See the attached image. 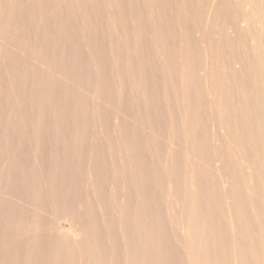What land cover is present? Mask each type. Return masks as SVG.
<instances>
[{"label":"rangeland","instance_id":"rangeland-1","mask_svg":"<svg viewBox=\"0 0 264 264\" xmlns=\"http://www.w3.org/2000/svg\"><path fill=\"white\" fill-rule=\"evenodd\" d=\"M22 0H20V2H19V0H18V3H19V7H20V11L22 12L23 11V13H24V11H28L29 9H28V3H27V1L28 0H24V1H22ZM26 1V2H25ZM30 1V0H29ZM34 1V2H33ZM102 1H104V0H99L98 2H96V0H94V2L92 1V3H93V5L91 4V6H97L96 8H97V10H95L96 8H94V9H92V11L94 10V11H97V13L98 14H95V13H93V12H90V8H89V12L88 13H92V15H90V21H92L91 23H93V24H91L93 27L96 25V27H94V28H96V29H93V27H91L92 28V31L91 30H89V33H87V35H88V38L91 40V39H93V36L95 37L94 39H93V42H91L90 40L88 41L87 39V35L85 34V36H84V38L87 40L85 43H83L84 42V38H82L83 37V35H81L82 34V32H80L81 31V28H79V26H77V28H76V25H74L75 24V21H74V23L71 25L69 22H72L70 19H72V20H76V18L73 16V14H71L70 13V11H67V7H62V10L61 11H59L60 13V15H59V18L58 17H56L55 18V20H53V19H51L52 20V22H54V23H49V28H47V29H49L48 31H46L45 29L43 30L41 27H39V30H38V27H37V29H36V27H34V25H36L35 23H33V24H31V22H33V20L30 22V23H28L27 22V19H25V13L24 14H22L20 17L24 20V21H26V23L24 24V21H23V23H21L22 25H23V27L22 26H20V33H22V32H24L23 34H21V35H23L24 37H25V32H27L28 31V29L31 31V29L33 28L34 30H35V33H36V31H38V32H40V33H42L40 30L42 29V31L43 32H45L44 33V35H43V33L40 35V33H39V35H40V37H37L38 35V32L36 33V35H35V33H34V30L32 29V31L33 32H30V31H28L27 32V34L26 35H29L30 33L32 34V35H29V36H26L25 38L26 39H28V41L30 42V44H32V42H33V47H35L36 48V50L38 51L37 53H39L40 52V54H42V55H45V54H47V50H49V48H47L46 47V42H45V37L49 34V31H52L51 32V34L53 35H51V34H49V39L51 38V36L52 37H54V35L56 34V35H58V40L56 41V38H57V36L55 35V38H53V40L55 39V43L57 44V42H58V44L57 45H54L55 47L53 48V49H55L56 48V46H58V45H60L59 43H61V45H60V47L58 46L57 48H56V50H60L61 49V47H62V49H61V52H62V54L63 55H65L64 57H65V59H66V57H67V60H65V59H59L61 62H62V60H63V62L61 63L60 61H58V64L59 63H61V64H59V67H61V68H63L64 70H65V72L68 74V76H67V74H66V76H62V79H54V82L56 81L57 83L55 84V83H53V80L50 78V77H44L43 79L40 77V75H41V73L43 74V75H41V76H44V74H46V73H43V71L41 72V68L42 67H40L39 65L38 66H36V64H37V58H35V59H33L34 57H32V63H34L35 61H36V64H30V66H29V68H27L26 66L27 65H29V63L27 64V60L28 61H30L31 62V58H29L28 59V56H29V54H27V57H25V55L26 54H23L24 52H22L21 54H23L24 56L23 57H25L23 60H24V62H23V60L21 61V59H22V56H20L21 54H20V51L16 48V47H14V49H12V48H10L11 46H9V50L8 49H6L7 47L5 46V45H1V47L3 48V47H6V48H4V49H2V50H5L4 52L5 53H7V52H9V54L12 56H10L9 54L6 56V54L4 53L3 54V51L2 50H0L1 51V53H0V55H1V57H0V61L4 58L5 60L0 64V66H3V68H1V70H3L2 72H1V70H0V74L2 73V74H4L5 72L4 71H7L8 69L7 68H9V72H6L4 75H6L7 77L8 76H10V77H6L7 79H10V81L9 82H11V81H13V80H15V79H18V78H20V77H24L23 79L22 78H20V79H18V80H15V82L13 81V84H12V86L13 85H15V86H11V85H8V84H10V83H5L4 84V82H5V80H7L6 78H4V77H2V78H4L3 80V82H1L2 81V79H0L1 81H0V86H1V84L2 85H4V86H2L1 88L3 89V90H5V91H3V90H1L0 89V264H56L55 262L57 261L58 262V260H59V257H69V256H72V257H70V259L69 258H67L68 260H66V259H64V260H60V262L58 263V264H188V262L191 260H189L188 261V259L189 258H191V256H190V254H189V252H188V249L190 250V248H187V247H190V246H186L185 248L183 247L184 245H187L188 243H185V237H184V235L182 234V233H184V231H185V229H187V226L184 228L183 226H180V225H184V224H187L186 222H187V218H186V221L184 220L185 218H183V217H185L186 216V214H184V212H186L187 210L186 209H188V207L191 205V204H189V203H187V201H189L191 198V196L189 195V191H190V185H191V187L196 183V185L197 184H199V186L197 185L196 187L194 186L193 188H194V190H195V188L196 189H198V190H200L201 191V193H203V192H205V197L207 196V194H208V197H206V200H207V202L206 203H208V204H205L204 203V200H205V197H204V195L202 194V195H200L201 193H200V191L198 192V190L196 191L197 192V195H196V198L194 197V198H192L191 199V202H193L192 200H194V199H200V200H198L199 201V203H197L196 204V200H194L195 201V203L193 202V204H195V206H196V210H197V215H196V222L197 223H199L197 220H199L200 218H201V220H199L200 221V225H198L197 224V226L200 228L201 226H202V224H204L205 222H207L206 224H207V227H206V225L204 226V229H205V227H206V231L208 232V229H210L211 227L213 228L214 227V225L216 226V230H220L219 228H221V230L220 231H222V232H224V231H226V229L225 228H223V227H221V226H224L225 225V222H224V218L223 217H225V213L227 214V212H226V208H224V206L222 207L221 205L220 206H218L219 204H221L220 202H223L222 201V199L221 198H223L222 197V194H223V192L222 191H220V190H222L221 189V186L220 187H217L218 185H219V181L218 182H216V184L214 183V182H210V181H212V178H211V180H210V177L208 178L206 175H204V176H202L203 174L201 173V172H199V171H201V169H206V168H208V166H209V168L211 169V165H208V163H206V165H205V162L207 161V159L209 158V157H211L212 159L214 158V154H217V153H219V154H221V153H223L224 152V150L227 148L226 147V141H224V140H222L223 138H221L222 136H214V135H217L216 133H214V135H213V133L211 132V130H209V132H206V133H203L202 134V132L201 131H203L204 130V132H205V130L206 131H208V129H211V127H209L210 126V124H211V122L209 123V121H211L210 120V118H211V112L206 108V100H205V95H203V94H201V93H203L202 92V86H201V84L199 83H197V82H195V83H192L191 84V86H190V84H189V87H190V89L192 88V89H195V90H190V92L191 93H189V99L191 100V98H192V96H193V98H192V100H194V95L195 94H197V96L199 97V98H197V96H196V98H195V100H196V106H195V100L194 101H190L189 99H187V97H186V100L187 101H190V103L188 102V104H190V105H192L193 104V102H194V105H192V106H189V105H187L186 103V105L183 103V100H182V98H181V100H182V102L180 101V95L178 96V94H177V96H178V98H179V100H178V98H176L177 96L175 95V93L174 92H176L175 90H176V88H172L171 89V92H170V88L169 89H167L168 91H169V93L168 92H164V91H166V90H164V88L168 85V86H172V82L174 81L175 82V77L173 78V74H174V71H176V68H178L177 70L179 71V69H180V67H181V65L183 64V60H184V55H185V52H184V50L186 51V47H188V49H189V52L191 53L190 55H191V58L193 59V61H190L189 63L188 62H185L186 64L188 63V65H189V67H190V70L191 69H193V67H194V69L193 70H195L196 72L197 71H199V67H197V66H199V64L200 63H202L201 65H200V67L201 66H205V65H207V66H213V67H215L216 65H217V67H219V66H223V64H225V66L227 65V62L229 63L230 61V64L232 63L233 64V67L234 66H236L237 64H238V62H235L234 63V57L232 56V55H234V54H231L230 55V53H232L231 51V49H233V53H236L237 51V48H238V46L236 47V48H234L232 45H235L236 43L234 42L233 43V41L232 42H230V41H228V43L226 42L227 40H230V38H231V34L227 37V35H228V33H231L230 31H232L231 29H235V27H234V22H233V19H232V21H231V18H230V16H229V13H228V11H227V9H226V2L225 1H227V0H221V1H223V2H221L220 0H218V3H217V7H216V9H217V11H216V16H218L219 15V13H220V15H222V13H223V15L224 16H218V17H216V20H217V22L219 23V26L221 27V29L222 28H228V26H229V28L226 30H221L220 29V27H218L217 29L218 30H216V28L215 29H213L215 32H214V34L217 32V31H219V30H221V31H219V34H221L219 37H221L222 35H223V37H221V38H218L219 39V43H218V47L217 48H220L221 47V53L224 55H227L226 57L225 56H223V55H221L220 56V54L218 53V52H220V51H218V49L216 50V51H218V52H215V54H213L214 52H211V54H212V56L213 55H215V56H213L214 58L215 57H217V58H215V59H219V61L218 60H215L214 58H212V56H211V60L212 61H210V62H212V63H209V60H210V57H208V58H206V60H205V56L202 54V51L200 52V50H198L197 51V49H195L196 48V46L197 45H195V44H198V46H197V48L198 47H200L199 45V43H198V38H199V32L198 33H194L193 34V32H197V30L199 31V25H200V22H196V20L198 19V18H196V12H195V15H194V12H193V16L196 18V19H192L193 21L192 22H189V26L187 25L188 24V22H186V24H184L183 22H181V19H179L178 18V16H181V13H180V11L178 12V10H179V8H178V6H177V0H171V2L169 3V4H167V1H165V0H162V1H159L158 0V2H157V0H155V2L156 3H153V1L152 0H150V2L152 1V4H151V6L152 5H154V4H156V5H154V6H152V7H154L155 9L157 8L156 6H161V8H157L156 10H160V12H158V11H156L154 8H152L151 6H149V0H137L138 1V3H137V1L135 0V1H133V0H123L122 2H121V0H117V2H119L118 3V5H117V8H115L114 9V7H116L115 6V3H113L114 5H112V4H110V3H112V1L110 2V0H105L103 3H102ZM116 1V0H115ZM124 1H125V3H124ZM127 1H129V2H127ZM131 1V2H130ZM146 1V3L144 4V2ZM173 1H175L174 3H173ZM27 5V8H25L26 7V5H24V3ZM102 4H101V3ZM107 2V3H106ZM114 2V1H113ZM136 2V3H135ZM163 3V2H165L166 4L162 7V5L163 4H160V3ZM20 3H23V5L22 4H20ZM29 3H31V7L33 6V5H35V0H31ZM32 3H33V5H32ZM94 3H96V4H94ZM97 3H100L101 4V7H102V5H103V7L105 6H107V5H109L110 4V7H111V9L108 7H106L105 9L106 10H108V15L106 16V13H107V11L105 12V11H103V9L102 8H100L99 6H98V4ZM109 3V4H108ZM126 3H128V4H126ZM131 3V4H130ZM117 4V3H116ZM122 4V6H120V8L122 7H124L123 9L121 8V10H120V8H118L119 7V5H121ZM132 4H134V5H132ZM138 4V5H137ZM172 4V5H171ZM176 4V6L174 7V5ZM222 4V5H221ZM128 5V6H127ZM137 5V6H136ZM167 5V6H166ZM170 5V6H169ZM22 6V7H21ZM90 6V7H91ZM114 6V7H113ZM140 6H141V8H140ZM166 6V7H165ZM23 7L25 8L24 10H23ZM31 7H29V8H31ZM126 7V8H125ZM134 7H135V9H134ZM139 7V8H138ZM151 7V8H150ZM98 8H100V9H98ZM131 8V9H130ZM165 8H167V11H166V9ZM169 8V9H168ZM170 8H172V9H170ZM102 9V10H101ZM117 9V10H116ZM121 11H119V10ZM128 9V10H127ZM161 9H162V11H161ZM165 9V10H164ZM215 9V10H216ZM223 9V10H222ZM64 10L65 11H67V13L66 12H64ZM112 10H116V12L115 11H113L112 12ZM171 10H172V13L174 12V11H176L175 12V16L173 15V14H171L172 16H170L171 17V19H170V17H168V13L167 12H169V14H170V12H171ZM218 10H220L219 11V13H218ZM117 11H119V12H117ZM126 11V12H125ZM127 11H128V13H127ZM164 11V12H163ZM62 12L64 13L63 15H65V16H63L62 15ZM104 12H105V14H104ZM110 12L113 14L114 12V14L116 15V14H118V15H116L117 17H114L113 18V16H111V15H109L110 14ZM124 12V13H123ZM163 12V13H162ZM222 12V13H221ZM103 13V14H102ZM161 13L162 14H165V13H167V14H165V15H161ZM102 14V15H101ZM113 14V15H114ZM119 14H120V16H119ZM189 15L190 16V18H194V17H191L192 15ZM228 14V15H227ZM24 15V16H23ZM67 15V16H66ZM94 15H95V19H93L94 18ZM96 15H99V16H96ZM114 15V16H115ZM135 15V16H134ZM23 16V17H22ZM62 16V18H61V23H60V17ZM106 17V20H105V17ZM108 16H109V18H108ZM121 16H122V18H121ZM126 16V17H125ZM129 16H131V17H129ZM138 16H139V18H138ZM198 16V15H197ZM19 17V18H20ZM65 19H64V18ZM71 17V18H70ZM73 17V18H72ZM93 17V18H92ZM97 17V18H96ZM104 17V18H103ZM119 17V18H118ZM125 17V18H124ZM144 17V18H143ZM160 17H162V18H160ZM172 17H173V19H174V17L176 18H178V19H175V20H173L172 19ZM227 17V18H226ZM16 18H18V17H16ZM111 18V20H108V19H110ZM113 18V19H112ZM118 18L119 19V26L117 25V24H113V22L114 23H117V22H115V20ZM127 18H128V20H127ZM130 18V19H129ZM148 18V19H147ZM153 18V19H152ZM189 17H188V20L190 19ZM218 18H219V20H218ZM222 18H224L225 19V21L222 19ZM59 19V20H58ZM62 19H64L65 21H66V19L69 21H64V20H62ZM115 19V20H114ZM118 19H117V21H118ZM140 19V20H139ZM226 19H227V21H226ZM230 19V20H229ZM17 21H19L18 22V24L20 23V22H22L20 19L18 20V19H16ZM58 20V22H56ZM96 20H98L97 21V23H96ZM112 20H114L113 22H112ZM132 20V21H131ZM135 20V21H134ZM137 20H139V21H137ZM143 20V21H142ZM172 22H171V21ZM187 20V21H188ZM194 20H195V23H196V25L193 23L194 22ZM221 20V23L223 24H221L220 25V21ZM228 20L230 21V22H228ZM62 21H64V25H63V27L61 28L62 30H58V29H60L59 27H61L62 26V24H63V22ZM107 21H109V22H107ZM124 21H129V22H124ZM152 21V22H151ZM160 21V22H159ZM173 21H174V24H173ZM175 21H176V24H175ZM190 21H191V19H190ZM223 21V22H222ZM103 22H104V24H103ZM112 22V23H111ZM143 22V23H142ZM145 22H147L146 24H144ZM152 23V24H150V23ZM180 22V23H179ZM225 22H228L229 23V25H228V23L226 24ZM232 22V23H231ZM57 23V24H56ZM107 23V24H106ZM111 25H114V27H113V29H112V27H110L109 26V24ZM131 23H133L132 24V26H131ZM141 23V24H140ZM160 23V24H159ZM161 23H162V25H161ZM177 23H179V24H182V26H185V29L187 28V26H188V28H187V30H183L184 29V27L182 28V26L180 25L179 26V24H178V26H176L177 25ZM198 23V24H197ZM226 25H228V26H224L225 24ZM231 23V24H230ZM31 24L32 25V28H30L31 27V25L29 26V25ZM51 24V25H50ZM61 24V25H60ZM68 24H70V25H68ZM98 24V25H97ZM127 24V25H126ZM136 24V25H135ZM143 24V25H142ZM160 25V26H158V30H156L155 28H157V26L155 27L154 25L152 26L153 27V29L150 27V25ZM192 24H194V26H192ZM28 25V28L26 27ZM59 25V26H58ZM68 25V26H67ZM107 25V26H106ZM142 25V26H141ZM146 25H148V26H146ZM175 25V26H174ZM215 26L217 25L218 26V24L216 23V24H214ZM234 27V28H232V26ZM37 26V25H36ZM51 26L53 27V29L51 28ZM58 26V27H57ZM71 26H73L74 28H75V32H72V29L73 28H71ZM109 27V28H111L113 31H115V32H113L111 29V31H112V33H111V31H109V29L108 28H106V27ZM116 26V27H115ZM121 26H123L122 28H121ZM135 26V27H134ZM145 26V27H144ZM191 26V27H190ZM196 26H198V27H196ZM215 26H213V27H215ZM216 26V27H217ZM22 27V28H21ZM24 27L27 29V30H23L24 29ZM57 27V28H56ZM68 28V30L70 31V32H66V30L67 29H65L64 31H63V29L64 28ZM97 27H99V28H97ZM102 27V28H101ZM104 27V28H103ZM119 29H118V28ZM127 27V28H126ZM129 27V28H128ZM134 27V28H133ZM150 27V28H149ZM163 27V28H162ZM166 27H168V28H166ZM178 27H181V28H178V29H181V30H183V31H181V30H178L177 28ZM18 28H19V26H18ZM50 28H51V30H50ZM54 28H56L57 30H55V32H54ZM70 28H71V30H70ZM115 28V29H114ZM118 29V31H117V29ZM160 28V29H159ZM162 28V29H161ZM190 28V29H189ZM192 28V29H191ZM198 28V29H197ZM77 29V30H76ZM108 29V30H107ZM126 29H127V31H126ZM135 29H136V31H135ZM142 31H141V30ZM147 31H146V30ZM148 29H149V31H151V29H152V32H155V31H153L154 29L156 30V32L155 33H150L149 31H148ZM171 31V32H169V30ZM195 29V30H194ZM197 29V30H196ZM230 29V30H229ZM23 30V31H22ZM67 30V31H68ZM74 30V29H73ZM94 30H97L96 32L94 31ZM105 30H107V31H105ZM132 30H133V32H132ZM138 30H139V32L141 33V36L139 37V41L141 42H139L138 41V35L136 34V32H138ZM159 30H163V31H161V32H159V33H157ZM164 30L165 31H167L165 34H163L164 33ZM191 30V31H190ZM19 31V29L17 30V32ZM60 31V32H59ZM81 33L80 34V36L81 37H79V41H80V38L82 39L81 41H80V45H79V43H77L78 42V39H77V35H79V33ZM125 33H124V32ZM145 33H144V32ZM185 31H189V32H192V33H190V36H192L191 37V39H193L192 41L194 42L195 40H196V43L194 42V44H193V42H191V39H190V37H187L186 36V33H184ZM224 31H228V33L226 34ZM11 33H13V34H11V36L12 35H15L16 33L14 32V31H10ZM10 32H9V34H10ZM30 32V33H29ZM47 32H48V34H47ZM62 32H64V34H68V39H69V37L71 36V35H73L72 36V38H70L69 40H67V37H66V35H64ZM76 32L78 33L77 35H75L76 34ZM93 32V33H92ZM108 34H107V33ZM117 32V33H116ZM122 32V34H119V33H121ZM148 32H149V34H148ZM181 32V33H180ZM189 32L187 33L188 34V36H189ZM20 33H17L18 35L20 34ZM55 33V34H54ZM64 35V37H62L63 35ZM75 33V34H74ZM112 34V35H110L109 36V34ZM128 33V34H127ZM134 33V34H133ZM16 34V35H17ZM35 36H34V35ZM69 34H71L70 36H69ZM94 34V35H93ZM101 34V35H100ZM124 34V35H123ZM143 34V35H142ZM148 36H147V35ZM150 34H152V35H150ZM154 34H162V36L161 37H163V39H160V43H161V45H165V48H166V50H168L167 52H168V54L170 53V54H174L175 53V48H173V47H176L177 45V47H179V48H177L176 49V53L174 54V55H170V58L173 60V58L174 59H176L179 55H180V57L178 58V60H171V59H169V57L166 59L167 60V62H168V64L170 63H172V62H174V63H172V64H174L176 67L175 68H173L174 67V65H173V67H171V65L169 66L167 63H164V62H166V60L164 61L163 60V57L165 56V54H166V52H160L161 51V49L159 48L160 47V43L158 42V41H156L155 42V39H154V37L155 38H157L156 40H158L159 38H158V36L157 35H155L154 36ZM166 34H171V36H173L174 37V40H175V43H177L178 42V44L176 45L175 43L173 44L174 46L172 47L171 45H172V43H170V41L169 40H171L170 39V36H169V40L167 39L168 37H167V35ZM184 34H185V36H184ZM217 34H218V32L216 33V36H217ZM225 34V35H224ZM21 35H19V37H23V36H21ZM51 35V36H50ZM122 35V36H121ZM130 35V36H129ZM133 37H132V36ZM135 35H137V36H135ZM166 37V39H164V36ZM196 35V36H195ZM7 36H8V38L10 37V35H8V33H7ZM30 36H33L32 38L34 39L35 37H36V39L40 42L41 41V39H42V36H43V40H42V42L43 43H45L44 44V46L42 45L43 43H39L38 44V41H36V40H32L31 41V37ZM59 36H61V40L62 41H64L63 43H62V41L60 42L59 41ZM91 38H90V37ZM112 36V37H111ZM126 36V37H125ZM149 36H152V39L154 40H151V38L149 37ZM157 36V37H156ZM187 37V40L188 41H190V43L188 44V41L187 40H184V39H186V38H184V37ZM226 36V37H225ZM16 37H18V36H16ZM28 37V38H27ZM76 37V50L78 51V54L77 55H75V56H71V55H66V53L67 54H69V49L71 50V52H72V55H74L75 53H76V51H75V49H73V47L75 48V46H74V41H75V39L74 38ZM118 37V38H117ZM122 37L123 38H125V40L128 42V44H129V46H128V44L126 43H123L125 40H123L122 39ZM127 37H129V38H127ZM173 37H172V40H173ZM195 37H197L196 39H195ZM218 37V36H217ZM97 38V39H96ZM110 38V39H109ZM114 40H113V39ZM134 38V39H133ZM137 40H136V39ZM144 40H143V39ZM149 38H150V40H149ZM176 38V39H175ZM190 40H189V39ZM228 38V39H227ZM40 39V40H39ZM74 39V40H73ZM112 39V40H111ZM117 39V40H116ZM123 41H122V40ZM226 40L225 42L226 43H223L224 42V40ZM232 39V38H231ZM71 40H73V42L71 41ZM133 42H131V41ZM148 40V43L146 42ZM161 40H162V42H161ZM163 40H165L166 42L167 41H169V46L167 45V43L164 41V43H163ZM173 40V41H174ZM178 40V41H177ZM198 40V41H197ZM223 40V41H222ZM65 41L68 43V41H69V45H70V42L72 43V45L71 46H69L67 43L66 44H64L65 43ZM94 41H95V44L97 45V46H95V44H93V47H95V50H94V52H92L93 51V49L94 48H92V44L91 45H89L90 43H94ZM122 43H121V42ZM138 41V42H137ZM145 43V44H143V42ZM152 43H151V42ZM172 41V42H173ZM177 41V42H176ZM184 41V42H183ZM187 41V42H186ZM220 41H222V43H223V46H222V43H220ZM35 42V43H34ZM89 42V43H88ZM106 42V43H105ZM109 42H110V44H112V45H109ZM112 42V43H111ZM117 42V43H116ZM154 42L157 44V43H159V47L157 46V45H155V47L157 46V48H154ZM229 42H230V44H232L231 46L229 45ZM54 43V44H55ZM82 43H83V46L85 47H82ZM131 43V44H130ZM180 43V44H179ZM40 44H41V46H40ZM84 44H87V45H89V47H90V49L88 48V47H86ZM114 44V45H113ZM124 44H125V47H126V45H127V47L129 48V51H128V48L127 49H124L125 47H123L124 46ZM135 44H138V45H135ZM181 44L183 45V46H181ZM225 44V45H224ZM228 44V45H227ZM132 45V46H131ZM151 45H153V46H151ZM164 45L163 46H161V47H163L162 49H163V51L165 50L164 49ZM176 45V46H175ZM193 45H195V46H193ZM226 45H227V48H226ZM237 45V44H236ZM42 46H43V48H42ZM64 46H65V50H63V48H64ZM82 48H81V47ZM132 48H131V47ZM145 46V48H143ZM153 47V49L151 48V47ZM169 47L170 49H173V50H170L169 48L167 49V47ZM184 47V48H181V47ZM186 46V47H185ZM47 49H46V48ZM66 47H70V48H68V49H66ZM71 47H72V49H71ZM97 47V48H96ZM138 47V48H137ZM139 47H141L140 48V51H138L139 50ZM147 47V48H146ZM172 47V48H171ZM231 47H233V48H231ZM15 48H16V50H15ZM59 48V49H58ZM85 50H84V49ZM159 48V50H157ZM193 49V50H191V49ZM230 48V49H229ZM13 51H12V50ZM87 49V50H86ZM89 49V50H88ZM133 49V50H132ZM135 49V50H134ZM138 49V50H137ZM143 49V50H142ZM150 49H151V51H150ZM156 49V50H155ZM179 49H180V51H182V52H184V53H182V52H178L177 53V51H179ZM183 49V50H182ZM195 49V50H194ZM199 49H201V48H199ZM222 49L224 50L225 49V52H230L229 54H226L224 51H222ZM226 49H228V50H226ZM6 50H8V51H6ZM16 52H18L19 53V56L21 57H18L17 55H18V53H17V55L15 54V56L14 55H12V54H14V53H16ZM82 50H83V52H82ZM92 50V51H91ZM119 50V51H118ZM123 50H127L128 51V53H127V51L125 52H123ZM134 51L135 53H130L131 51ZM152 50H154V53H153V51ZM169 50L171 51V52H169ZM191 50V51H190ZM235 50V51H234ZM65 51H66V53H65ZM85 51H87V52H85ZM121 51V52H120ZM144 51L147 53V52H149V53H145L144 54ZM157 51L159 52L157 55H156V53H157ZM192 51H193V53H192ZM195 51V52H194ZM197 51V52H196ZM13 52V53H12ZM57 52H59V53H61L60 51H57ZM81 52H82V54H81ZM91 52L93 53V54H91ZM107 52L109 53V54H107ZM120 52V53H119ZM140 52V53H139ZM150 52H151V54H150ZM173 52V53H172ZM224 52V53H223ZM12 53V54H11ZM87 53V54H86ZM94 53H96V55H99V56H97L99 59H100V61L101 62H103V64L102 63H98V64H102L101 66L103 67V68H101V66H100V68L98 67V66H95V65H98V64H96V62H98L99 61V59H98V61H97V58L96 57H94V56H92V55H95ZM130 53V54H129ZM139 53V54H138ZM164 55L163 57H162V54ZM201 53V54H200ZM209 53V52H208ZM217 53V54H216ZM80 54V55H79ZM128 54H129V56H128ZM150 54V55H149ZM153 54H154V56H153ZM167 54V55H168ZM88 55H91L90 56V58H87L88 57ZM132 55H134V56H132ZM138 55H139V57H138ZM140 55H141V57H140ZM166 55V56H167ZM216 55H218L219 56V58H218V56H216ZM230 55V56H229ZM5 56V57H4ZM68 56H71L72 57V59H69V58H71V57H68ZM115 56H117V57H115ZM120 56V57H119ZM127 56V57H126ZM158 56V58L156 59V57ZM165 56V57H166ZM193 56H195V57H193ZM208 56H210L209 54H208ZM229 56V57H228ZM232 56V57H231ZM6 57H7V59H8V61H10V63H8V61L6 60ZM13 57L15 58V57H18V60H16V59H13ZM30 57V56H29ZM95 59H94V58ZM115 57V58H114ZM129 57V58H128ZM132 57H134V58H132ZM165 57H164V59H165ZM220 57H223V60L221 61V59H220ZM227 57H228V61L226 62V63H224L225 61V58H226V60H227ZM93 58V59H92ZM117 58V59H116ZM123 58H125V59H123ZM138 58V59H137ZM153 58V59H152ZM155 58V59H154ZM163 60H161V59ZM183 58V60H181ZM196 58V59H195ZM231 58H232V60H231ZM20 59V60H19ZM90 59V60H89ZM144 59V60H143ZM145 59H147V60H145ZM169 59V60H168ZM191 59V60H192ZM209 59V60H208ZM26 60V61H25ZM68 60H70V61H68ZM95 62H94V61ZM125 60H127V61H125ZM135 60V61H134ZM136 60H138V62L136 61ZM157 62H156V61ZM162 61V63L160 64V62ZM171 60V61H170ZM195 60H197V62L199 63H197V62H195ZM213 60H215V62H213ZM13 61V62H12ZM15 61H20V63L22 62L24 65H25V62H26V66L24 67L25 69H29V71H32L33 69L36 71H32V77H34V78H32V77H30L31 75V73L29 74V71L28 72H26V70H24L23 71V67L21 68L20 67V65H22V63L20 64H17V62H15ZM143 63H141V62ZM144 61H146V64L145 65H147V66H145L144 65ZM148 61V62H147ZM160 61V62H159ZM179 61V62H178ZM207 61H208V63H207ZM15 62V63H14ZM71 62H72V64H71ZM105 62V63H104ZM122 62V63H121ZM134 62V63H133ZM137 63V65H136V63ZM153 64H152V63ZM176 62H177V64L178 63H181L179 66L178 65H176ZM193 62H195V63H193ZM217 62V63H216ZM218 62H219V64H220V62H222L220 65H218ZM8 65V66H6L5 67V65ZM14 64V65H16V66H13L12 64ZM91 63H92V65H91ZM141 63V64H140ZM149 63V64H148ZM197 63V64H196ZM213 63H215V64H213ZM69 64H71L70 66H69ZM134 64V65H133ZM155 64V65H154ZM167 65V66H165V65ZM191 64V65H190ZM196 64V65H195ZM232 64H231V66H232ZM10 65L12 66V68L13 67H15V68H17V67H20V69H22V70H19V68H17V69H14L13 68V70H14V72L13 71H11L12 69H11V67H10ZM31 65L32 66H34L35 65V68H31L30 69V67H31ZM66 65V66H65ZM69 67H68V66ZM131 65V66H130ZM134 67H133V66ZM152 65H154V68H152L153 66ZM165 66V68H167V69H169L170 68V70H166L165 68H164V66ZM195 65V66H194ZM72 66V67H71ZM129 66V67H128ZM151 68H150V67ZM158 66H159V68H158ZM162 66H163V68H162ZM186 66V65H185ZM228 66L231 68V66L228 64ZM228 66H226V72H227V78L225 79L226 81L225 82H228L227 81V79L229 80L230 78H232L231 80H229L230 82H232V84L229 82L228 84L227 83H225L224 84V86H226V84L227 85H229V87L230 86H232V87H234V90H235V83H234V77H230V75L231 76H233V73L231 74V70H229L230 68L228 67ZM38 67V68H37ZM64 67H67V68H64ZM72 68V69H70V71L71 72H69L68 70H69V68ZM94 69V67L96 68L95 70H92V71H90V69H92V68ZM117 67V68H116ZM131 67H133V68H135V70L133 71V68H131ZM148 67V68H147ZM169 67V68H168ZM195 67H197V68H195ZM236 67H238V71H239V73H243V71L245 72V70H243V68L241 67V69H239V66L237 65ZM5 68H6V70H5ZM39 68L41 69L40 71H39ZM100 70H99V69ZM106 68V69H105ZM111 68V69H110ZM229 68V69H228ZM37 69V70H36ZM68 69V70H67ZM78 69V70H77ZM102 69V70H101ZM105 69V70H104ZM109 69H110V71H109ZM149 69V70H148ZM152 69H153V72H152ZM171 69H175L174 71H173V73H172V71H171ZM232 70H233V68H231ZM17 70V71H16ZM18 70L21 72V74H20V72H18ZM76 70H77V72L79 73V74H81V76H79V74L78 75H76L77 73H76ZM84 70V71H83ZM113 70V71H112ZM119 70H121V71H119ZM126 70V71H125ZM137 70V72L136 73H134L135 71ZM162 70V71H161ZM193 70H191V71H193ZM229 70V71H228ZM235 70V69H234ZM233 70V71H234ZM241 70V71H240ZM25 73V74H22L23 72ZM83 71V72H82ZM93 71H95V73H91V72H93ZM96 71H98V75H95V80L96 79H101V80H99L98 79V82L96 81V83L99 85V83H100V85L104 88V90L102 89V87H100V85H99V87H100V89H99V87L97 86V84L96 83H93V85L95 84V86H93L92 88H94V87H98L97 88V91H99V90H101V91H99V93H100V96H99V101L101 102V104H100V102L98 101V104L96 103L97 102V98L96 97H98L97 95H99V93L98 92H96L95 93V90L93 89V93H90V95H89V92H91V91H86V89L87 88H89L88 86H87V84L86 83H84V85H83V82L84 81H86V82H88V77L90 76V74H97V72ZM128 71V72H127ZM130 71H132V72H130ZM157 71V72H156ZM166 73H165V72ZM169 71H171V72H169ZM177 71V72H178ZM38 72V73H37ZM39 72H41V73H39ZM81 72V73H80ZM85 72V73H84ZM90 72V74H87V73H89ZM101 72V73H100ZM125 72V73H124ZM139 72H140V74H139ZM152 72V73H151ZM177 72H175V74L177 73ZM14 75H13V74ZM16 73H19L20 75H22V76H19V74H17V76H18V78H16V76H15V74ZM28 73V74H27ZM37 75L36 77H35V74ZM74 73V74H73ZM103 73V74H102ZM109 73V74H108ZM118 73H120L121 74V76H122V78H121V76H120V74H118ZM127 73H128V75L130 76V74L131 75H133V76H135V78H133V76H130V77H128V75H127ZM130 73V74H129ZM157 73V74H156ZM171 73V74H170ZM228 73H230V75L228 74ZM1 74V75H2ZM34 74V75H33ZM134 74H136V75H134ZM137 74H139V76L137 75ZM144 74H146V75H144ZM159 74V75H158ZM165 74V75H164ZM169 74V75H168ZM245 74V73H244ZM4 75H2V76H4ZM23 75H29L28 77H30V79H32L33 80V82H32V80H30L29 78V80H27V84L29 85V86H26V87H24V85L23 86H21V88L18 86V85H20L19 84V82H21V81H23V80H25L26 81V79H27V77L26 76H23ZM47 75V74H46ZM74 75V76H73ZM89 75V76H88ZM107 75H108V77H107ZM118 75L120 76V77H118ZM156 75H158V76H155ZM171 75V76H170ZM14 76V77H13ZM70 76V77H69ZM77 76V77H76ZM85 76H86V78H87V80L85 79ZM96 76H98L97 78H96ZM124 76H125V78H124ZM143 78L144 76L146 77H144L143 79L141 78V77ZM163 76H165V77H163ZM170 76V77H172L171 78V80L168 78V77ZM37 77H40V78H37ZM64 77V78H63ZM79 77H80V80H79ZM84 77V78H83ZM101 77V78H100ZM117 77V78H116ZM140 77V78H139ZM160 77V78H159ZM226 77V76H225ZM0 78H1V76H0ZM14 78V79H13ZM26 78V79H25ZM47 78H50L51 80H52V82L50 81H48L49 79H47ZM67 80H66V79ZM78 79V81L80 82H82V83H78V81H76V80H74V79ZM82 78V79H81ZM106 78V79H105ZM108 78V79H107ZM118 78L120 79H122V82H120L119 80H118ZM131 78H133V79H130ZM137 78H139V79H137ZM162 78H163V80H162ZM164 78H165V80H164ZM22 79V80H21ZM41 80V81H39V80ZM71 79H73V80H71ZM83 79H85L84 81H82ZM109 79H110V81H109ZM124 79V80H123ZM129 79V80H128ZM139 80L138 82L136 81V80ZM143 81H142V80ZM160 79V80H159ZM172 79H173V81H172ZM35 80H38L39 81V83L36 81V82H34ZM46 80L47 82H45L44 83V81ZM29 81V82H28ZM67 81V82H66ZM100 81V82H99ZM107 81V82H106ZM130 83H129V82ZM134 81L138 84V85H136L135 83H134ZM146 82V81H148V82H146L147 83V85H146V83H145V85L147 86V87H144V83L143 82ZM150 81V82H149ZM167 81V82H166ZM18 82V83H17ZM30 82H32V83H30ZM69 82V83H68ZM95 82V81H94ZM191 82H193V80L191 81ZM16 83V84H15ZM65 83H66V85H65ZM72 85H71V84ZM74 83V84H73ZM76 83H78V84H76ZM117 83H119V84H121V85H119V87L121 86H123L122 88L120 87V89L118 88V84ZM141 83H142V85H143V87L146 89H144L143 87H141L142 85H141ZM153 83H155V84H153ZM246 83H248V82H246ZM7 84V85H6ZM18 84V85H17ZM30 84H32V85H30ZM36 84V85H35ZM64 84V85H63ZM70 84V85H69ZM85 84H86V86H85ZM102 84H104V85H102ZM117 84V85H116ZM163 84H166L164 87H162V85ZM170 84V85H169ZM194 84H195V86H194ZM197 84H198V87H197ZM19 87L18 89H17V86ZM80 85V86H79ZM139 85H141V86H139ZM151 85V86H150ZM154 85V86H153ZM195 87V88H193V86ZM247 86H249V84H246ZM245 85V86H246ZM11 86V87H10ZM30 86H32V88L30 87ZM55 86V87H54ZM76 86V87H75ZM79 86V87H78ZM84 86H85V88H84ZM111 86V87H110ZM133 86H135L136 87V89H134V88H132ZM137 86L139 87V89H137ZM159 86V87H158ZM167 86V87H168ZM170 86V87H171ZM173 86H174V83H173ZM172 86V87H173ZM175 86H176V84H175ZM174 86V87H175ZM246 86V87H247ZM4 87V88H3ZM7 87H9V88H7ZM15 87V88H14ZM28 87V88H27ZM54 87V88H53ZM73 89H72V88ZM78 87V88H77ZM87 87V88H86ZM129 87V88H128ZM166 87V88H167ZM200 87V89L198 90L197 88H199ZM231 87V88H232ZM245 87V88H246ZM119 89V91H122V92H119L118 93V89ZM131 88V89H130ZM140 88H142V90L143 91H141V89ZM148 88L150 89L149 91H148ZM153 88V89H152ZM225 88V87H224ZM251 88V86H249V88L247 87L246 89H248V91H249V89ZM9 89V90H8ZM67 89H70V91L69 90H67ZM106 89V90H105ZM112 89V90H111ZM126 89V90H125ZM162 89L164 90V91H162ZM174 89V91H172ZM196 89H197V92L194 94V93H192V91L194 92V91H196ZM226 89H228V86L226 87ZM76 90V91H75ZM89 90V89H88ZM104 92H103V91ZM115 90V91H114ZM117 90V91H116ZM132 90V91H131ZM135 90H140L139 92L138 91H136V93H135ZM145 90V91H144ZM152 90V91H151ZM9 91V92H8ZM15 91V92H14ZM68 91V92H67ZM105 91H106V93H105ZM107 91H109V92H107ZM131 91V92H130ZM151 91V92H150ZM233 91V90H232ZM247 91V90H246ZM1 92H3L2 93V95H1ZM8 92V93H7ZM102 92V93H101ZM112 94H111V93ZM127 94H126V93ZM143 92H145L146 93V95H145V93H143ZM153 92V93H152ZM154 92H156V93H154ZM158 92L160 93V94H158ZM162 92H163V94H162ZM173 92V93H172ZM14 93V94H13ZM72 93V94H71ZM77 93V94H76ZM79 93V94H78ZM96 94V100H94L93 101V103H91L92 102V100H93V94ZM109 93V94H108ZM122 93V94H121ZM139 93V94H138ZM142 93V94H141ZM150 93V94H149ZM6 94V95H5ZM24 94H26V95H24ZM29 96H28V95ZM125 94V95H124ZM153 94V95H152ZM166 94V95H165ZM167 94H169V96L170 97H168V95ZM170 94H174V96H176L175 98H172L171 96L172 95H170ZM190 94H192L191 95V97H190ZM194 94V95H193ZM199 94H201L200 96H199ZM230 95V97H228V100H227V104L229 103V105L230 104H232L233 105V103H235L234 101H232V99H233V97L234 96H236V95H233V94H236V92L235 91H233V94H232V92L230 91V93H229ZM249 94V93H248ZM31 95H32V97H31ZM81 95V96H80ZM115 95V96H114ZM131 95V96H130ZM140 95V96H139ZM233 95V96H232ZM16 96V98H14ZM24 96H27V97H25V98H23ZM75 96V97H74ZM120 96H122V97H120ZM125 96V97H124ZM127 96V97H126ZM148 96V97H147ZM154 96V97H153ZM157 96V97H156ZM159 96V97H158ZM204 96V97H203ZM232 96V97H231ZM253 96V95H252ZM31 97V98H30ZM138 97H142V98H138ZM145 97H147V98H145ZM150 97V98H149ZM152 97V98H151ZM165 97V98H164ZM249 97L251 98V96L249 95ZM3 98V99H2ZM49 98V99H48ZM50 98L51 99H53L52 101H50ZM65 98V99H64ZM87 98V99H86ZM109 98V99H108ZM116 98H117V100H116ZM124 98V99H123ZM127 98V99H126ZM151 99V101H153V102H151V101H149V99ZM168 98H169V100H168ZM171 98L172 99H174L175 101H173L172 100V102L174 103V105H173V103H171ZM18 99V100H17ZM48 99V100H47ZM75 99V100H74ZM78 99V100H77ZM79 99H80V101H79ZM85 99V100H84ZM92 99V100H91ZM123 99V100H122ZM134 99V100H133ZM144 99V100H143ZM154 99V100H153ZM185 99V98H184ZM199 99V100H198ZM47 100V101H46ZM55 100V101H54ZM84 100V101H83ZM109 100V101H108ZM111 100V101H110ZM121 100V101H120ZM186 100H184V102L186 101ZM200 100H202V102L200 103ZM205 100V101H204ZM9 101V102H8ZM45 101V102H44ZM50 101V102H49ZM67 101V102H66ZM71 101V102H70ZM87 101V102H86ZM96 101V102H95ZM108 101V102H107ZM116 101H117V103H116ZM123 101V102H122ZM132 101V102H131ZM143 101V102H142ZM154 101H155V104H154ZM158 101V102H157ZM176 101H180V104L182 105V104H184V106L182 107V110L186 107V106H189L190 107V109H191V107H198L199 105V107H198V111H197V108L195 109V108H192L191 109V111L195 114V116L197 117V112H198V115H199V117H195L194 116V114L190 111V109L188 108V107H186L187 108V111H189L190 112V114L194 117L193 118V120L194 119H196L195 120V122L197 121V125H196V123L194 124L193 123V120H192V122L191 123H193L192 124V126L193 127H195V125L197 126V128L196 129H202V128H200L202 125H203V122H204V119H203V117L204 118H208L207 120H208V123H206L207 122V120L205 121V123L204 124H206L207 126H205V127H207V129L205 128H203V130H197V133H199L200 132V135L202 134V135H204V136H198V137H201V139H199L198 137H197V139L198 140H200L201 141V143H204V145L202 146L203 147V149L206 151L207 149L209 150L210 148V152H205L204 153V155H206L205 157H204V155H203V159L204 160H202V163H203V161H204V163L202 164V166H204L205 165V168H203L202 166H201V168L199 169V168H197V170H196V172H195V178H197V179H195V183L194 184H189L188 182H186L187 181V179H186V177H185V179H186V181H185V179H184V177L183 178H181L180 176H182L184 173V176H186V166H184L185 165V162H184V158H185V154H183V149H182V145L180 144V142H181V140H179L180 142H177L179 145H177V143H175L176 141L174 140L173 141V139H174V136H176L178 139H179V137L177 136V135H175V134H177L178 133V129H179V127H180V125H177V124H181V126H182V116H181V114H182V112H181V114H180V109H181V107H180V104H179V102L177 103ZM186 101V102H187ZM4 102V103H3ZM20 102V103H19ZM23 102V103H22ZM54 103L55 105H51V103ZM65 102V103H64ZM82 104H81V103ZM103 102V103H102ZM111 102V103H110ZM115 102V103H114ZM142 102V103H141ZM149 102H150V104H149ZM168 102H170L171 104H169ZM179 105V106H177V104ZM200 104H199V103ZM8 103H9V105H8ZM18 103V104H17ZM46 103V104H45ZM48 103V104H47ZM49 103H50V105H49ZM75 103V104H74ZM85 103V104H84ZM132 103V104H131ZM148 103V104H147ZM43 104V105H42ZM141 104V105H140ZM170 105V107H169V105ZM5 107H4V106ZM12 105V107H10L9 108V106H11ZM109 105V106H108ZM154 105V106H153ZM159 105H161V106H159ZM202 105L203 106H205L204 108L202 107ZM44 106V107H43ZM51 106H55L54 108L52 107V108H50ZM89 106V107H88ZM104 106V107H103ZM165 106V107H164ZM173 106V107H172ZM177 106V107H176ZM15 107V108H14ZM25 107V108H24ZM88 107V108H87ZM115 107V108H114ZM124 107V108H123ZM152 107V108H151ZM154 107L156 108L157 107V109H154ZM161 108V110H162V112L160 111H158V109L160 110V108ZM167 107H169V108H167ZM179 107V108H178ZM7 108V109H6ZM11 108H13L12 110H11ZM72 108V109H71ZM130 108V109H129ZM167 108V109H166ZM170 108H172L171 110H170ZM173 108H177V109H174L173 110ZM201 108H203L202 110H204L205 108V110H204V113H203V111H202V113H201ZM19 109V110H18ZM49 109V110H48ZM79 109V110H78ZM81 109V110H80ZM90 109V110H89ZM95 109V110H94ZM127 109V110H126ZM139 109V110H138ZM151 109H153V110H151ZM170 110V111H167V110ZM194 109V110H193ZM9 110V112L7 113V111ZM73 110V111H72ZM154 110H155V112H156V114L154 113ZM175 111V113H173V112H171V111ZM178 110V113H179V116H181L180 118H179V116H177L178 115V113H176V111ZM181 110V111H182ZM186 110V109H185ZM206 110H208V112H209V114H208V112L206 113ZM14 111V112H13ZM16 111H19V112H17L16 113ZM150 111H151V113H150ZM167 113H166V112ZM184 111V110H183ZM197 111V112H196ZM163 112H165V113H163ZM11 113V114H10ZM12 113H13V115H12ZM41 113V114H40ZM76 113H78V114H76ZM89 113V114H88ZM127 113V114H126ZM162 115V113H163V115L161 116L160 114ZM172 116H170L169 114ZM172 113H173V115H172ZM206 113V114H205ZM18 114V115H17ZM21 114V115H20ZM138 114V115H137ZM159 114V115H158ZM164 114H168V116H166V117H163V116H165ZM189 114V118L191 117V115ZM200 114H205L204 116L203 115H201L200 116ZM17 115V116H16ZM44 115V116H43ZM117 115V116H116ZM137 115V116H136ZM153 115V116H152ZM157 115V116H156ZM210 115V117H208ZM14 116V117H13ZM116 116V117H115ZM156 116V117H155ZM161 116V117H160ZM174 116H176L177 118H179V119H177L176 117H174ZM205 116H207V117H205ZM20 117V118H19ZM80 117V118H79ZM114 117H115V119H114ZM117 117H118V119H119V121H120V124H118L117 122H118V120H117ZM142 117V118H141ZM147 117V118H146ZM149 117H150V119H152V120H150L149 119ZM152 117H155L156 119H158V120H156V119H154V118H152ZM174 117V118H173ZM213 117V116H212ZM91 118V119H90ZM131 118V119H130ZM135 118V119H134ZM160 118V119H159ZM169 119V120H171V122L169 121V120H167V119ZM173 120H172V119ZM192 118V117H191ZM191 118H190V120H191ZM201 118H202V122H200L199 121V123H202V125L200 124V126L198 125V120L200 119L201 120ZM49 119V120H48ZM58 119V120H57ZM82 119H83V121H82ZM86 119V120H85ZM141 119V120H140ZM162 119H164L163 120V122H165V123H163L162 124ZM198 119V120H197ZM4 120V121H3ZM80 120V121H79ZM116 120V122H114ZM136 122H135V121ZM143 120V121H142ZM154 120V121H153ZM166 120L168 121V122H166ZM175 120H176V125L175 126H178V128H176V130H175V132H177V133H175V132H173L174 130L172 129V127L174 128V125L172 124V122L173 123H175ZM179 120H181V122H179ZM19 121V122H18ZM48 121H50V122H48ZM140 121V122H139ZM148 121V122H147ZM158 122V123H156V122ZM9 122L11 123V124H9ZM73 122V123H72ZM147 123V124H145V123ZM150 122V123H149ZM152 122V123H151ZM156 124H155V123ZM170 122V123H169ZM178 122V123H177ZM171 124V129H169L170 128V126L168 127V125L169 124ZM27 124V125H26ZM82 124V125H81ZM115 124H118V126L117 127H119L118 129H114V128H116V126H115ZM132 124V125H131ZM154 124H155V126L156 127H154ZM40 125V126H39ZM95 125V126H94ZM104 125V126H103ZM124 125V126H123ZM128 125V126H127ZM147 125V126H146ZM158 125H160L159 126V128H158ZM164 125V126H163ZM209 125V126H208ZM10 126V127H9ZM25 126V127H24ZM104 128H103V127ZM167 128H166V127ZM199 126V127H198ZM24 129H23V128ZM52 127V128H51ZM98 127H99V129H98ZM106 127V128H105ZM152 127H153V129H152ZM209 127V128H208ZM58 128V130H56ZM103 128V129H102ZM125 128H126V130L127 131H125ZM138 128V129H137ZM147 128V129H146ZM150 128V129H149ZM163 128H165L166 130H171V131H169L170 133L171 132H173V134H172V136H173V138L171 139V135L170 134H168L167 133V135H170V137H168L165 133L167 132V131H165V129H163ZM104 129H107V130H104ZM131 129V130H130ZM137 129V130H136ZM156 131H155V130ZM163 129V130H162ZM196 129H195V131H196ZM43 130V131H42ZM118 130H120V131H118ZM123 130V131H122ZM140 130V131H139ZM143 130H144V132H143ZM148 130V131H147ZM157 130H159V131H157ZM3 131V132H2ZM11 131V132H10ZM45 131V132H44ZM103 131V132H102ZM134 131V132H133ZM163 131V132H162ZM199 131V132H198ZM69 132V133H68ZM71 132V133H70ZM81 132V133H80ZM151 132H152V136H150L151 135ZM157 132V133H156ZM110 133V134H109ZM154 133H155V135H154ZM159 133V134H158ZM160 133L162 134L161 135V137H160ZM208 133V134H207ZM209 133H210V139H212L213 137H218V140H219V137H220V139L222 140H219V141H215V142H212L210 139H208V140H206L208 137H209ZM211 133H212V135H211ZM13 134V135H12ZM141 134V136H139ZM145 134H147V136L145 135ZM165 136H164V135ZM207 134V135H206ZM22 135H23V137H22ZM25 135V136H24ZM155 136V138H154V136ZM157 135H159V136H157ZM179 135V134H178ZM8 136V137H7ZM54 136V137H53ZM71 136V137H70ZM127 136V137H126ZM144 136V138H142ZM150 136V137H149ZM206 136H208L207 138H206ZM212 136V137H211ZM107 137V138H106ZM116 137V138H115ZM148 137V138H147ZM153 137V138H152ZM160 138V139H157V138ZM165 137H167L168 138V140L169 139H171V141L169 140V142L170 143H174V144H170L169 142H168V140L166 141V138ZM204 137H205V140H203L204 139ZM121 138V139H120ZM123 138V139H122ZM137 138V139H136ZM145 138H146V141H145ZM152 138V139H151ZM165 139V141L166 142H168L167 144H166V142H164V139ZM177 138H175L176 140H177ZM215 138H213L212 140L214 141V140H216ZM61 139V140H60ZM88 139V140H87ZM107 139V140H106ZM110 139V140H109ZM116 139V140H115ZM118 139V140H117ZM154 139H157V140H154ZM163 140V142H162V140ZM128 140L130 141L129 142V144H130V147H129V144L127 143L128 142ZM133 140V141H132ZM135 140V141H134ZM153 140L155 141V142H157V143H155V142H153ZM23 141H24V144H23ZM136 141H138V142H136ZM142 141V143H140ZM159 141V142H158ZM178 141V140H177ZM199 141V142H200ZM205 141H206V144H205ZM207 141H210V142H212V144H210V145H212V146H214L215 144H216V146H217V144H218V147H217V151L215 150L214 151V153H211V151H213V147L211 146L210 148L208 147H206V146H208L209 144L208 143H210V142H207ZM221 141V144H219V142ZM61 142V143H60ZM133 142V143H132ZM145 142V143H144ZM198 142V141H197ZM199 142H198V144H199ZM112 143H113V145H112ZM118 143V144H117ZM120 143H121V145H120ZM127 143V144H126ZM136 143V144H135ZM147 143V144H146ZM154 143V144H153ZM214 143V144H213ZM10 144V145H9ZM117 144V145H116ZM135 144V145H134ZM142 144H146L145 145V147H143L144 145H142ZM149 144H152V145H149ZM160 144V145H159ZM162 144V145H161ZM166 144V145H165ZM169 144H170V146H169ZM175 144L177 145V146H175ZM224 144H226V145H224ZM104 145V146H103ZM128 145V146H127ZM132 145V146H131ZM154 145V146H153ZM157 145V146H156ZM181 145V146H180ZM209 145V146H210ZM115 146V147H114ZM136 146V147H135ZM142 146V147H141ZM156 146V147H155ZM160 146V147H159ZM167 146V147H166ZM173 146H174V148L176 149V148H178V146H179V148H178V150H174L173 149V151L175 152H173L171 149L173 148ZM60 147V148H59ZM108 147V148H107ZM133 147V148H132ZM140 148V149H138V148ZM147 147H148V149H147ZM164 147V148H163ZM170 147V148H169ZM181 147V148H180ZM205 147V148H204ZM222 147H223V149H222ZM225 147V148H224ZM5 148V149H4ZM111 148V149H110ZM135 148V149H134ZM157 148H159V149H157ZM163 149V151H162V149ZM154 149H155V151L157 152H155L154 151ZM168 149H170L169 151H167ZM180 149V150H179ZM32 150V151H31ZM63 150V151H62ZM94 150V151H93ZM116 150V151H115ZM120 150V151H119ZM136 150V151H135ZM149 150V151H148ZM166 150V151H165ZM218 150H220V151H218ZM221 150L223 151V152H221ZM107 151V152H106ZM171 151V152H170ZM178 151H180V152H178ZM181 151H183L182 153H181ZM10 152V153H9ZM121 152V153H120ZM135 152V153H134ZM159 152H161V153H159ZM164 152H167V153H164ZM172 154H170V153ZM173 152V153H172ZM178 152V155H176V153ZM216 152V153H215ZM132 153V154H131ZM152 153V154H151ZM163 153V154H162ZM180 153V154H179ZM207 153H210V154H208L207 155ZM58 155V156H56L55 157V155ZM107 154V155H106ZM128 154V155H127ZM154 154V155H153ZM168 154V155H167ZM182 154V155H181ZM132 155V156H131ZM135 155V156H134ZM137 155V156H136ZM156 155V156H155ZM160 155V156H159ZM161 155H162V157H161ZM165 155V156H164ZM175 155V156H174ZM181 155V156H180ZM11 158H10V157ZM129 156V157H128ZM131 156V157H130ZM169 156V157H168ZM177 156H179V157H177ZM38 157V158H37ZM54 157V158H53ZM88 157V158H87ZM90 157V158H89ZM98 157V158H97ZM111 157V158H110ZM157 157V158H156ZM160 157V158H159ZM171 157V158H170ZM177 157V158H176ZM55 158L57 159V161L55 160ZM58 158H60L59 160H60V162L58 161ZM69 158V159H68ZM110 158V159H109ZM124 158H126V159H124ZM133 158V159H132ZM152 158V159H151ZM169 158V159H168ZM175 158V159H174ZM179 158V159H178ZM183 158V159H182ZM7 159V160H6ZM141 159H142V161H141ZM150 159V160H149ZM156 159V160H155ZM167 159V160H166ZM181 159V160H180ZM212 159H208V160H212ZM6 160V161H5ZM151 160H153V161H151ZM169 160V161H168ZM27 161V162H26ZM31 161V162H30ZM39 161V162H38ZM56 161V162H55ZM128 161V162H127ZM164 161V162H163ZM179 161V162H178ZM3 162V163H2ZM15 162V163H14ZM43 162V163H42ZM60 164H59V163ZM136 162V163H135ZM148 162V163H147ZM169 162H171L170 164H168ZM183 164H182V163ZM209 162V161H208ZM49 163V164H48ZM58 163V164H57ZM66 163H67V165H66ZM73 163V164H72ZM93 163H94V165H93ZM138 163H139V165H138ZM152 163V164H151ZM154 163V164H153ZM172 163H175V164H172ZM210 163H211V161H210ZM7 164V165H6ZM48 164V165H47ZM52 166H51V165ZM92 164V165H91ZM96 164V165H95ZM131 164V165H130ZM158 164V165H157ZM159 164H160V166L162 167H160L159 166ZM177 164H178V167H177ZM40 165V166H39ZM44 165V166H43ZM142 165H144V167L142 166ZM149 165V166H148ZM153 165V166H152ZM154 165H156V166H154ZM208 165V166H207ZM39 166V167H38ZM43 166V167H42ZM51 166V167H50ZM58 166V167H57ZM94 166V167H93ZM128 166V167H127ZM134 166V167H133ZM160 168H159V167ZM75 167V168H74ZM92 167V168H91ZM165 167H167V168H165ZM54 170H53V169ZM56 168H57V170H56ZM115 168V169H114ZM141 168V169H140ZM142 168L145 170H142ZM155 168V169H154ZM213 168V167H212ZM137 170V171H134V170ZM149 171H148V170ZM160 169H162V170H160ZM24 170V171H23ZM103 170H105V171H103ZM124 170V171H123ZM146 170H147V173H145L146 172ZM160 170V171H159ZM168 170V171H167ZM169 170L171 171L170 173H169ZM185 170V171H184ZM212 170V169H211ZM132 171V172H131ZM156 171V172H155ZM183 171H184V173H183ZM4 172V173H3ZM10 172V173H9ZM94 172H95V174H94ZM118 172V173H117ZM128 172V173H127ZM134 172V173H133ZM149 172V173H148ZM167 172V173H166ZM173 172V173H172ZM180 172V173H179ZM142 173H143V175H142ZM151 173H153V174H151ZM159 173V174H158ZM183 173V174H182ZM12 174V175H11ZM70 174V175H69ZM157 176H156V175ZM171 174V175H170ZM173 174L175 175V176H173ZM180 174V175H179ZM201 174V176H200V178H199V176H197V175H200ZM28 175V176H27ZM83 175V176H82ZM120 177H119V176ZM130 175V176H129ZM137 175V176H136ZM179 176V179H180V181H181V179H183L182 181H181V183L179 182V179H178V177L177 176ZM3 176V177H2ZM58 176H59V178H58ZM159 176H161L160 177V179H157V177L159 178ZM173 176V177H172ZM30 177V178H29ZM146 177V178H145ZM203 177H205L206 178V180H207V182H206V180L203 178ZM110 178V179H109ZM129 178V179H128ZM137 178V179H136ZM154 178V179H153ZM169 180L170 178L173 180V181H175V183L171 180V182L170 181H168L167 179ZM178 180V183H177V181L175 180ZM201 178H203L204 179V181H203V179H201ZM24 179H26V180H24ZM123 179V180H122ZM135 179V180H134ZM140 181H139V180ZM152 179H153V182H152ZM165 179V181H163ZM201 179V180H200ZM50 180H51V182H50ZM159 180H161V181H159ZM197 180H199V181H197ZM217 180H219V179H217ZM28 181V182H27ZM67 181V182H66ZM194 181V180H193ZM201 181H203V182H201ZM208 181H209V185H207V187L204 189V187H205V185H204V182L205 183H208ZM3 182V183H2ZM50 182V183H49ZM124 184H123V183ZM131 182V183H130ZM132 182H134V183H132ZM141 182V183H140ZM163 182H164V184H163ZM169 182L170 183H172L173 185L171 186V184H169ZM185 184H184V183ZM1 183H2V185H1ZM90 183V184H89ZM117 183V184H116ZM153 183V184H152ZM180 183V184H179ZM189 185H188V184ZM201 183H203V185L201 184ZM211 183H213V184H211ZM32 184V185H31ZM51 184V185H50ZM140 184H142V185H140ZM158 184V185H157ZM166 184H167V186H168V184H169V187L167 188V186H166ZM179 186H178V185ZM201 184V185H200ZM35 185V186H34ZM131 185V186H130ZM138 185V186H137ZM174 185H176V188L178 189V191L176 192L175 190L174 191H172L173 189V187L175 188V186ZM184 185H186L187 186V189H189V191L187 190V189H185L186 188V186H184ZM216 185V186H215ZM107 186V187H106ZM134 186V187H133ZM166 186V187H165ZM170 186H171V188H170ZM203 186V187H202ZM209 186V187H208ZM211 186H212V188H213V186L215 187V190L217 189V191L216 192H218V194H216L215 193V191L213 192V189L211 188ZM157 187V188H156ZM198 187V188H197ZM99 188V189H98ZM132 188V189H131ZM160 190H159V189ZM166 188V189H165ZM170 188V189H169ZM193 188H191V189H193ZM201 188V189H200ZM203 188V189H202ZM211 188V189H210ZM220 188V189H219ZM154 189V190H153ZM163 189V190H162ZM167 189H169L168 190V195H173V197L177 194L178 196H175L174 198L176 199V200H174V198H172V199H169V200H167L168 198H170L171 196H168V195H166V194H164V193H166V190ZM172 189V190H171ZM176 189V190H177ZM181 189H183V190H181ZM187 190L186 192H187V195H189V197H187V195H186V198H185V196H183V195H185L186 194V192H183V191H185V190ZM206 189H208V190H206ZM209 189H210V191H209ZM134 190V191H133ZM141 190V191H140ZM163 192H162V191ZM171 190V191H170ZM212 190V191H211ZM219 190V191H218ZM87 191V192H86ZM206 191H207V193H206ZM210 192V194H209V192ZM119 192V193H118ZM171 192H175L174 194L172 193L171 194ZM183 192V193H182ZM212 192H213V194H212ZM50 193V194H49ZM160 193H161V195H160ZM170 193V194H169ZM179 193H181V194H179ZM185 193V194H184ZM200 193V194H199ZM111 194V195H110ZM142 194V195H141ZM198 194H199V197H198ZM217 195V198L215 199V197H214V195ZM109 195H110V197H109ZM129 195V196H128ZM145 195V196H144ZM162 195L164 196V197H162ZM182 195V196H181ZM213 197V199L215 200L214 201V206H216L215 205V203L216 204H218L217 206L218 207H221L222 209H224V211L221 209V208H219L218 209V207L216 206V208L214 207V210H211V207L210 206H212L213 207V199L211 198V196ZM131 196V197H130ZM168 197V198H166V200L167 201H169V202H166V200H165V197ZM202 196V197H201ZM224 196V195H223ZM58 197H60V198H58ZM121 197V199H119ZM139 197V198H138ZM162 197V198H161ZM176 197H178V198H176ZM180 197H181V200H179L180 199ZM204 197V200H202L201 198H203ZM144 198V199H143ZM187 199V200H185V199ZM190 198V199H189ZM210 198H211V200H210ZM114 199V200H113ZM185 201H183V200ZM220 199H221V201H220ZM125 200V201H124ZM154 200V201H153ZM211 201V204L209 203V201ZM224 200V199H223ZM113 201V202H112ZM172 201L173 202H175V203H172ZM180 201L184 204H181L180 203ZM197 201V202H198ZM201 201V202H200ZM203 201V202H202ZM150 202V203H149ZM160 202V203H159ZM119 203V204H118ZM128 203V204H127ZM179 203V204H178ZM186 203V204H185ZM202 203V204H201ZM55 204V205H54ZM124 204V205H123ZM138 204V205H137ZM141 204V205H140ZM149 204V205H148ZM170 206V207H168V205ZM172 204H173V206H172ZM178 204V205H177ZM189 204V205H188ZM205 204V205H204ZM3 205V206H2ZM175 205H177V206H175ZM187 205V206H186ZM201 205H202V208H201ZM207 205V206H206ZM72 206V207H71ZM76 206V207H75ZM156 206V207H155ZM153 207V208H152ZM172 207V208H171ZM176 207V208H175ZM185 207V208H184ZM187 207V208H186ZM198 207L199 208H201L202 210H203V208L205 209V211L206 210H208V209H210L212 212H210V210H208V212H210L209 214L212 216H210V215H208V213H207V211L205 212V213H203L204 212V210H203V212L202 211H199V210H201V209H199L198 210ZM208 207V208H207ZM2 208V209H1ZM121 208V209H120ZM124 208V209H123ZM134 208V209H133ZM170 208H171V210H170ZM177 208H179V210L177 209ZM190 208V207H189ZM118 209H120V211L122 212H119V210ZM168 209V210H167ZM173 209V210H172ZM176 209V210H175ZM183 209V210H182ZM213 209V208H212ZM215 209H217L216 211H215ZM79 210V211H78ZM124 210V211H123ZM160 210V211H159ZM170 210V211H169ZM181 210V211H180ZM186 210V211H185ZM76 211V212H75ZM118 211V212H117ZM166 211V212H165ZM172 211H177V213H173ZM189 211V210H188ZM187 211V215H189V212ZM214 211H215V214H214V217H213V213H214ZM225 212V213H223L224 214V216H223V214L221 213V214H219L218 212ZM249 209L247 210V212L248 213H246V215L247 214H250L251 215V213H249ZM181 212V213H180ZM199 212V213H198ZM117 213V214H116ZM160 213V214H159ZM171 213V214H170ZM172 213H173V216L176 214V217L174 216V218L172 219V220H170L172 217H171V215H172ZM183 213V214H182ZM203 213V214H206L207 213V215L208 216H210L209 218H207V215H203L202 214V216H206V217H204V219L206 220V219H209V222L210 223H208V220L207 221H204L203 220V217H200L201 216V214ZM59 214H62V219H61V224L62 225H64L63 226V228L64 229H66L67 228V226L68 225H70V224H74L75 226H77V228L83 233V236H82V238L78 241L79 242V244L78 243H69V240L67 241L69 244L67 245H65V243H66V240L64 241V240H62V238H60V237H62V235H60V233H59V235H60V237H59V235H58V233H57V227L55 226L56 225V222H57V216H59ZM83 214V215H82ZM200 214V216H198ZM221 216V217H219V215ZM135 215H138L139 217H137V216H135ZM169 215H170V219H169ZM249 215V216H250ZM160 216V217H159ZM163 216V217H162ZM215 216H217V217H215ZM248 216V217H249ZM115 217V218H114ZM118 217V218H117ZM122 217V218H121ZM183 218V219H181V221H185V223L184 222H180V218ZM186 217H188V216H186ZM200 217V218H199ZM219 217V218H218ZM179 218V220H178V222L180 223V225H178L177 227H181V228H184V230H182V229H180V227L177 229V227H176V225L178 224H176L175 222L177 221L176 219H178ZM199 218V219H198ZM212 218V219H211ZM213 218H214V220H215V222L214 221H212L213 220ZM216 218V219H215ZM222 220H221V219ZM112 219V220H111ZM115 219V220H114ZM218 219H220L219 221H217L216 222V220H218ZM117 220V221H116ZM173 220H176V221H174L173 222ZM193 220V219H192ZM202 220H203V222H202ZM137 221V222H136ZM170 221H172V222H170ZM211 221L214 223H211ZM118 222H120L121 223V225H120V223H118ZM130 222V223H129ZM134 222V223H133ZM193 222V221H192ZM192 222H191V226H192ZM202 222V223H201ZM219 222H220V224H219ZM224 222V224H222L221 225V223H223ZM66 223V224H65ZM146 223V224H145ZM151 223V224H150ZM173 223V224H172ZM215 223H217V225L215 224ZM137 224V225H136ZM154 224V225H153ZM176 224V225H175ZM193 224H194V222H193ZM196 224V223H195ZM209 224V225H208ZM221 225V226H219V225ZM118 225V226H117ZM131 225H133V226H131ZM145 225V226H144ZM157 225V226H156ZM210 225H211V227H210ZM155 226V227H154ZM172 226V227H171ZM185 226V225H184ZM219 226V227H218ZM121 227V228H120ZM225 227V226H224ZM250 227H255L253 224H252V226H251V224H250ZM176 228V229H175ZM197 228V227H196ZM210 229V231L207 233L208 234V236H206V234H204V237L203 236H201L200 238H202V239H200L201 240V243H203V239H205L204 240V244H202L203 246L204 245H206V240H207V245H206V247H205V253L207 254H205L206 255V257L208 258V260H207V258L205 257V255L203 256V252L204 251H202L201 250V252H200V254L201 253H203V254H201L199 257L201 258V257H203V259L205 260H202V261H204L203 262V264H206L205 262H207V264L210 262V264L212 263H214V264H227V256H225V255H228V252L229 251H232V249H229V251L226 249V247L225 246H227L226 244H228V246L233 242L234 244H236L235 242L236 241H234V240H229V238L227 237H224V236H226L225 235V232L223 233V235H222V232H218V231H216L215 229V233H220L221 235L219 236H216L217 238H221V240H220V238L219 239H217L216 237H213V235L215 236V234H214V230L213 229ZM223 228V229H222ZM256 228V227H255ZM123 229V230H122ZM147 229V230H146ZM173 229V230H172ZM188 229H192V228H188ZM201 229H203V227H201ZM203 229V230H204ZM225 229V230H224ZM251 229V228H250ZM177 230V231H176ZM178 230H182V231H178ZM202 230V231H203ZM204 230V231H205ZM152 231V232H151ZM156 231V232H155ZM188 231V230H187ZM193 231H194V229H193ZM201 232V230H197V232L198 233H200ZM203 231V232H204ZM251 231V233L253 232L252 231V229L250 230ZM255 231V230H254ZM133 232V233H132ZM176 232H177V234L179 233L180 234V232H181V234L180 235H182L181 237H183L182 239L183 240H181V237H180V235L178 234H176ZM255 232H257V231H255ZM114 233V234H113ZM139 233V234H138ZM173 233V234H172ZM194 233V232H193ZM192 233V230H191V234H193ZM197 233V235H199ZM206 233V232H205ZM123 234V235H122ZM144 234V235H143ZM186 234V233H185ZM194 234H196V233H194ZM193 234V235H194ZM209 234H211V235H209ZM113 235V236H112ZM136 235V236H135ZM162 235V236H161ZM209 236H211L212 238H210ZM60 238L61 239V244H58L56 241H57V238ZM141 237V238H140ZM144 237V238H143ZM180 237V238H179ZM209 237V238H208ZM240 237V238H239ZM64 239L66 238V237H63ZM164 238V239H163ZM226 239V240H222V239ZM237 238L239 239V240H241L240 242H242L243 244H244V242H245V240H247L248 242H249V240L248 239H245V240H242V236H241V234H238L237 235ZM237 238L235 239V240H237ZM67 239V238H66ZM140 239V240H139ZM145 239V240H144ZM210 239V240H209ZM214 239L216 240V241H214ZM137 240V241H136ZM139 240V241H138ZM161 240V241H160ZM228 240H229V242H228ZM62 241H64V244H62L63 242ZM184 241V242H183ZM213 241V242H212ZM220 241V242H219ZM221 241H223V242H221ZM225 241V242H224ZM230 241H232V242H230ZM244 241V242H243ZM245 242L246 243V245H247V243L248 242ZM57 244H56V243ZM138 242H139V245H138ZM180 242V243H179ZM211 242V243H210ZM240 242H238V243H240ZM9 243V244H8ZM123 243V244H122ZM128 243V244H127ZM141 243V244H140ZM184 243V244H183ZM233 243L230 245L231 247L230 248H233ZM56 244V245H55ZM75 244H77V245H75ZM137 244V245H136ZM144 244V245H143ZM209 244V245H208ZM213 244V245H212ZM219 245V246H217V245ZM58 245V246H57ZM59 245H60V247H59ZM64 245H65V248L64 249H62V255H60V254H58V252L55 250V248L56 247H59V248H62V246L64 247ZM71 245V246H70ZM73 245V246H72ZM75 245V246H74ZM160 245H162V246H160ZM170 245V246H169ZM182 245V246H181ZM223 245V246H222ZM245 245V244H244ZM248 245L249 246H252L251 245V243L249 242L248 243ZM66 246H68V247H66ZM77 246H79V247H77ZM127 246V247H126ZM157 246V247H156ZM203 246L201 247V249L203 248ZM211 246V247H210ZM227 246V248H229ZM249 246H247V247H249ZM72 247H74V249L72 248ZM129 247V248H128ZM134 247V248H133ZM209 247V248H208ZM213 247L215 248V249H213ZM218 247V248H217ZM222 247H225V248H222ZM73 250H72V249ZM77 248V249H76ZM79 248V249H78ZM150 248H152V249H150ZM154 248H157V249H154ZM210 248H212L211 250H210ZM217 248V249H216ZM69 249H70V251H69ZM115 249V250H114ZM186 249V250H185ZM119 250V251H118ZM122 250V251H121ZM126 250V251H125ZM170 250V251H169ZM209 250L211 251V252H209ZM213 250H214V252L215 253H213ZM219 250H221V252L219 251V253H218V251ZM222 250H224L225 252H227V254L224 252V251H222ZM116 251V252H115ZM207 251V252H206ZM128 252V253H127ZM184 252H186V253H184ZM217 252V253H216ZM223 252V253H222ZM188 253V254H187ZM209 253V254H208ZM104 254H105V256H104ZM129 254V255H128ZM136 254V255H135ZM155 254V255H154ZM189 255V256H187V255ZM211 254H212V256L214 257L212 260L210 259L212 256H211ZM214 254V255H213ZM217 254V255H216ZM221 254V255H220ZM224 256H223V255ZM12 255V256H11ZM221 256L222 258H220L219 256ZM7 256V257H6ZM82 256V257H81ZM156 256V257H155ZM127 257V258H126ZM218 257V258H217ZM122 258V259H121ZM143 258V259H142ZM171 258V259H170ZM200 258H199V260H200ZM216 258V259H215ZM226 258V259H225ZM125 259V260H124ZM129 259V260H128ZM160 259V260H159ZM224 259V261H222ZM70 260V261H69ZM123 260H124V262H123ZM147 260V261H146ZM173 260V261H172ZM178 260V261H177ZM195 259L193 258V260H191L192 262H189L190 264H194V263H196V261H194ZM199 260H197V263L196 264H199V262H202V261H199ZM207 260V261H206ZM219 260V261H218ZM226 260V261H225ZM139 261V262H138ZM175 261V262H174ZM132 262V263H131ZM145 262V263H144ZM217 262V263H216ZM219 262V263H218ZM224 262V263H223ZM228 264H230V263H228Z\"/></svg>","mask_w":264,"mask_h":264},{"label":"bare ground","instance_id":"bare-ground-1","mask_svg":"<svg viewBox=\"0 0 264 264\" xmlns=\"http://www.w3.org/2000/svg\"><path fill=\"white\" fill-rule=\"evenodd\" d=\"M22 1H24V0H22ZM21 1V2H22ZM31 1V0H30ZM29 0L27 1V5H28V11L26 10V11H24V13H25V19H27V22L28 23H30L32 20H33V22H31V24H33V23H35L36 25H34V27H36V29H37V27H38V30H39V27H41L43 30L45 29L46 31H48L49 29H47V28H49V23L51 22V23H54V22H52V20L51 19H53V20H55V18L56 17H58L59 18V15L61 14L59 11H61L62 10V7H67L66 9H67V11H70V13L71 14H73V16L76 18V20H72V19H70L72 22H69L67 19H66V21H68L70 24L72 23H74V21H75V24L74 25H76V28H77V26H79V28H81V31L80 32H82V34L81 33H79L78 31V33H79V35H77L78 33L76 32V34L75 35H77L78 37H77V39H78V42L76 41L77 39H76V37L74 38L75 39V41H74V46L76 45L75 43L77 42V43H79V45L81 44L80 43V41L82 40L81 38H80V41H79V37H81L80 36V34L81 35H83V37L82 38H84V36H85V34L87 35V33H89V30H91L92 31V28L91 27H93L91 24H93V23H91L92 21H90V15H92V13H88L89 12V8L91 9L93 6H91V4L93 5V3H92V1L94 2V0H35V5H33V3H32V7L30 6L31 5V3H29L30 2ZM99 0H96V2H98ZM105 1V0H104ZM104 1H102V3L104 2ZM108 1V0H107ZM112 1V3H110ZM114 1V2H113ZM123 0H121V2H122ZM133 1H135V0H133ZM137 1V0H136ZM144 1V0H143ZM147 1V0H146ZM146 1L144 2V4L146 3ZM153 1V0H152ZM152 1L150 2V0L148 1L149 2V6H151V4H152ZM159 1H162V0H159ZM165 1H167V4H169L170 2H171V0H165ZM221 1V0H220ZM19 2H20V0H19ZM26 2V1H25ZM34 2V1H33ZM109 2V1H108ZM110 4H112V5H114L113 3H115V6L116 7H114V9L115 8H117V5H118V3L119 2H117V0L115 1V0H110ZM127 2H129V1H127ZM131 2V1H130ZM157 2H158V0H157ZM169 2V3H168ZM175 1H173V3H174ZM221 2H223V1H221ZM226 2V9H227V11H228V13H229V16H230V18H231V21H232V19H233V22H234V27H235V29L233 30V29H231L232 31H230L231 33H228V31L226 32V31H224L226 34L228 33V35H227V37L230 35L231 36V38H230V40H224V42L223 43H228V41H230V42H232L233 41V43L235 42L236 44L235 45H232V44H230V42H229V45L231 46H233L234 48H236L237 46H238V48H237V52L236 53H233V49H231L232 51V53H230V52H225V49L223 50L222 49V51H224L226 54H229L230 53V55L231 54H234V55H232L234 58V63L235 62H238V66H239V69H241V67L243 68V70H245V72L243 71V73H239V71H238V67H236V66H234L233 67V62L231 63L232 64V66H231V64H230V62L228 63L227 61L230 59H228V57L230 56H228L227 57V60H226V58H225V62L224 63H226L227 62V65L226 66H228V64L231 66V68H233V70L230 68H228L229 70H231L232 72H231V74L233 73V76H231L230 75V73H228L229 75H230V77H234V83H235V90H234V87H232V86H230L229 87V85H227L230 81L229 80H231L232 78H230L229 80L227 79V81L228 82H225L226 80V78L228 77L226 74H227V72H226V66H225V64H223L222 62H220V64L222 63L223 64V66H219V67H217V65L215 66V67H213V66H207V65H205V66H201L200 67V65L202 64V63H198L197 62V60H195V62H197L198 64H199V66H197V67H199V71H195V70H193L194 69V67H193V69H191V70H193V71H191L190 70V67H189V65H188V63L190 62V61H193V59L191 58V53L189 52V49H188V47H186L185 49H186V51L184 50V52H185V55H184V60H183V58L181 59V60H183V64L181 65V67H180V69H179V71L177 70L178 68H176V71H174L175 69H171V71L173 70L174 71V74H173V78L175 77V82L173 81V79H172V86H173V83H174V86H175V84H176V86L174 87H172L170 84V86H166L165 88H164V90H166V91H164L163 89H162V91H164L165 93L166 92H168L169 93V91L167 90V89H169L170 88V92H171V89L172 88H176V92H174L175 93V95L177 96V94H178V96L180 95L181 97H180V101L182 102V100H183V103L185 104H187V105H189V106H192V105H194V102H195V106L197 105L196 103V100H195V98H196V96H197V94H195L196 92H197V89L199 90L200 89V87L199 88H197L196 89V91H192V93H194L193 95H194V100H192V98H193V96H192V98H191V100L189 99V93H191L190 92V90L192 89H190V87H189V84H190V86H191V84L192 83H195V82H197L198 84L200 83L201 84V86H202V92L203 93H201V94H203V95H205V100H206V108L211 112V118H210V120L211 121H209V123L211 122V124H210V126L209 127H211V129H208V131H206L205 130V132H204V130H203V128L205 127V126H207L206 124H204L205 123V121L208 119V118H204L203 117V119H204V122H203V125H202V123H199V121L200 122H202L203 120H202V118H201V120L199 119H197L198 120V125L200 126V124L202 125L200 128H202L201 130H203V131H201L200 129H196L197 128V121L195 122V120L196 119H194L193 120V116L190 114V112L189 111H187V108L186 107H188L189 109H190V107L189 106H186L183 110H182V107L184 106V104H180V101H176L177 103L179 102V104H180V107H181V109H180V114H181V112H182V114H181V116H179V113H178V110L176 111V113H178V115L177 116H179V118L181 117L182 118V122H181V120H179V122H181L182 123V126H181V124L179 123V124H177V125H180V127H179V131H178V133L177 132H175V130H176V128H178V126H175L176 125V120H175V123H173L172 122V124L174 125V128L172 127V129L174 130L173 132H175V133H177V134H175V135H177L178 137H179V139L176 137V136H174V139H173V141L175 140L176 142L175 143H177V142H180L179 140H181V142H180V144L182 145V149H183V151H181V153L183 152V154H185L184 156H185V160H184V162H185V165L184 166H186V176H184V171H183V175L182 176H180L181 178H183L184 177V179H185V177H186V179H187V181H186V179H185V181L186 182H188L189 184H194L195 183V179H197V178H195V172H196V170H197V168H201V166H202V164L204 163V161H203V163H202V160H204L203 159V155H204V153L208 150H204L203 149V145H204V143H201V141L200 140H198L197 139V137L200 135V132L199 133H197V130H200L201 132H202V134L203 133H206V132H209V130H211V132L213 133V135H214V133H216L217 135H214V136H222L221 138H223L222 140H224V141H226L225 143L227 144H224V145H226V149L224 150V152L221 150V152H223V153H221V154H219V153H217V154H214V158L212 159L211 157H209L208 159H212V160H208L207 159V161L205 162V165H206V163H208V165H211V169L209 168V166H208V168H206L205 170L204 169H201V171H199V172H201L203 175L202 176H204V175H206L208 178L210 177V180H211V178H212V181H210V182H214L215 184H216V182H218L219 181V185L217 186V187H220L221 186V189L222 190H220V191H222L223 192V194H222V197L223 198H221L222 199V201L223 202H220L221 204H216L215 203V205L217 206H224V208H226V212H227V214L225 213V212H218L219 214H223V213H225V217H223L224 216V214H223V218H224V222H225V227L224 226H221L222 224H224V222L223 223H221V225H219L220 224V222H219V226H221V227H223V228H225L226 229V231H224L225 232V235L226 236H224L223 235V233L224 232H222V231H220L221 230V228H219L220 230V232H222V235L224 236V237H228L229 238V240H234V241H236L235 243L236 244H234L232 241H230V242H232L233 243V248H230L231 246V244L228 246V244H226L229 248H227V246H225L226 247V249L229 251V249H232V251H229L228 252V255H225V256H227V264L228 263H230V264H264V0H227V1H225ZM24 3V2H23ZM23 3H20V4H22L23 5ZM101 3V2H100ZM100 3H97L98 4V6L100 7V8H102L103 9V11H105L108 7L111 9V7H110V4L109 5H107L106 7L104 6L103 7V5H102V7H101V4ZM105 3V2H104ZM107 3V2H106ZM117 3V4H116ZM123 3V2H122ZM124 3H125V1H124ZM136 3V2H135ZM137 3H138V1H137ZM151 3V4H150ZM153 3H156L155 2V0L153 1ZM217 3H218V0H177V6H178V8H179V10H178V12L180 11V13H181V16H178V18L179 19H181V22H183L184 24H186V22H188V26L190 25L189 24V22H192L193 20L192 19H196V18H198L197 20H196V22L198 21V22H200V27H199V31L197 30V32H193V34L195 33H198L199 32V38H198V43L200 44L199 46L200 47H198L197 48V46H198V44H195V45H197L196 46V48L195 49H197V51L198 50H200V52L202 51V54L205 56L204 58H205V60H206V58H208V57H210V60H209V63H212V62H210V61H212L211 60V56H212V54H211V52H218V51H220L221 50V47L220 48H217L219 45H218V43H219V39L218 38H221V37H223V35L221 36V37H219L221 34H219V31H221V30H223L224 28H222L221 29V27L219 26V23L217 22V20H216V17H218L219 15H220V13H219V11L220 10H218V13H219V15L218 16H216V11H217V9H216V5H217ZM94 4H96V3H94ZM126 4H128V3H126ZM131 4V3H130ZM139 4V3H138ZM137 4V5H138ZM160 4H163L162 5V7L166 4L165 2H161ZM24 5H26L25 3H24ZM27 5H26V7L25 8H27ZM129 5V4H128ZM127 5V6H128ZM132 5H134V4H132ZM136 5V6H137ZM154 5H156V4H154ZM154 5H152V6H154ZM172 5V4H171ZM222 5V4H221ZM91 6V7H90ZM120 6H122V4L121 5H119V7L118 8H120ZM151 6V7H152ZM167 6V5H166ZM165 6V7H166ZM170 6V5H169ZM176 6V4L174 5V7ZM22 7V6H21ZM29 7H31V8H29ZM97 7V6H96ZM95 6L92 8V9H94V8H96ZM150 7V8H151ZM155 7V6H154ZM154 7H152V8H154ZM157 8H161V6H156ZM24 7H23V10L25 9ZM100 8H98V9H100ZM106 8V9H105ZM122 8V7H121ZM121 8H120V10H121ZM124 8V7H123ZM122 8V9H123ZM126 8V7H125ZM139 8V7H138ZM140 8H141V6H140ZM156 8V9H157ZM218 8V7H217ZM92 9L90 10V12H93V13H95V14H98L97 13V11H92ZM101 9V10H102ZM105 9V10H104ZM131 9V8H130ZM134 9H135V7H134ZM155 9V8H154ZM155 9V10H156ZM166 9V11H167V8H165ZM164 9V10H165ZM169 9V8H168ZM170 9H172V8H170ZM216 9V10H215ZM21 9H20V7H19V3H18V0H0V50H2V49H4V48H6V49H8L9 48V46H11L10 48H12V49H14V47H16L19 51H20V54L22 53V52H24L23 54H29V56H28V59L29 58H31L30 60H31V62L30 61H28L27 60V64L29 63V65H27L26 64V62H25V65L22 63V65H20V67L22 66H26L27 68H29V66H30V64L33 62L32 60L33 59H35V58H37V64H36V61L34 62V63H32V64H36V66H40V67H42L41 69L39 68V71L41 70V72L43 71V73H46V74H44V76H41V75H43L41 72H39V73H41V75H40V77L43 79L44 77L46 78V77H50L52 80H53V83H57L56 81L54 82V79L56 80V79H62V76H66V72H65V70L63 69V68H61V67H59V64H61L62 62H63V60H62V62L60 61L61 59H65V55H63L62 54V52H61V49H62V47H61V49L60 50H56V48L59 46L60 47V45H61V43H59L60 45H58V46H56V48L55 49H53L55 46L54 45H57L58 44V42H57V44L55 43V39L53 40V38H55V35H54V37H52L53 35V33L51 34V32L53 31H49V34H51L50 36H51V38L49 39V34H48V32H47V36L45 37V42H46V47L47 48H49V50H47V54H45V55H42V54H40V52L39 53H37L38 51L36 50V48L35 47H33V42H32V44H30V42L28 41V39H26L25 37L26 36H29V35H32L30 32H33L32 31V25H31V27L30 28H32L31 29V31L28 29V31H30L29 33V35H26L27 34V32H25V37L23 36L24 34V32H22V33H20L21 31V29H20V26H22L23 27V25L26 23V21H24L20 16L22 15V14H24L23 13V11L21 12L20 11ZM95 10H97V8L95 9ZM109 10V9H108ZM108 10H106L107 11V13H106V16L108 15ZM117 10V9H116ZM116 10H112V12L113 11H115L116 12ZM119 10V9H118ZM119 10V11H120ZM128 10V9H127ZM223 10V9H222ZM63 11V10H62ZM67 11H65L64 10V12H66L67 13ZM105 11V12H106ZM119 11H117V12H119ZM156 11H158V10H156ZM161 11H162V9H161ZM105 12H104V14H105ZM114 12V13H115ZM121 12V11H120ZM119 12V13H120ZM126 12V11H125ZM158 12H160V10L158 11ZM164 12V11H163ZM162 12V13H163ZM175 12L176 11H174L173 13L175 14ZM193 12H194V15H195V12H196V14L198 15H196V18L192 15L193 14ZM60 13V14H59ZM113 13V14H114ZM124 13V12H123ZM127 13H128V11H127ZM161 13V15L163 16V15H165V14H167L168 15V17H170V16H172L171 14H173L172 13V10H171V12H170V14H169V12H167V13H165V14H162ZM192 13V14H191ZM222 13V12H221ZM224 13V12H223ZM223 13H222V15H220L221 17L222 16H224L223 15ZM64 13L62 12V15H63ZM68 14V13H67ZM103 14V13H102ZM101 14V15H102ZM112 13L110 12V14L109 15H111ZM111 15V16H113V18L114 17H117L116 15H118V14H114V15ZM121 14V13H120ZM120 14H119V16H120ZM173 14V15H174ZM192 15L191 17H194V18H190V16L189 15ZM20 15V16H19ZM170 15V16H169ZM228 15V14H227ZM24 16V15H23ZM22 16V17H23ZM63 16H65V15H63ZM67 16V15H66ZM96 16H99V15H96ZM135 16V15H134ZM166 16V15H165ZM175 16V15H174ZM219 16V17H220ZM16 17H18V18H16ZM20 17V18H19ZM105 17V16H104ZM103 17V18H104ZM126 17V16H125ZM124 17V18H125ZM129 17H131V16H129ZM188 17L191 19V21H190V19L188 20ZM220 17V18H221ZM61 18H62V16L60 17V23H61ZM64 18V17H63ZM71 18V17H70ZM73 18V17H72ZM93 18V17H92ZM97 18V17H96ZM108 18H109V16H108ZM112 18V19H113ZM119 18V17H118ZM117 18V19H118ZM121 18H122V16H121ZM138 18H139V16H138ZM144 18V17H143ZM160 18H162V17H160ZM177 17L175 18L174 17V19H173V17H172V19L173 20H175V19H178ZM227 18V17H226ZM16 19H22L23 21H24V24L22 25L21 23H23V21L22 22H20L19 24H18V22L19 21H17ZM65 19V18H64ZM64 19H62V20H64ZM93 19H95V15H94V18ZM116 19V18H115ZM114 19V20H115ZM117 19L115 20V22H117V23H114L113 21L114 20H112V22H113V24L115 25V24H117L118 26H119V24L122 22H120L119 23V19H118V21H117ZM130 19V18H129ZM148 19V18H147ZM153 19V18H152ZM170 19H171V17H170ZM224 21H225V19L224 18H222ZM59 20V19H58ZM58 20L56 21V22H58ZM105 20H106V17H105ZM108 20H111V18L110 19H108ZM127 20H128V18H127ZM140 20V19H139ZM139 20H137V21H139ZM188 20V21H187ZM218 20H219V18H218ZM230 20V19H229ZM228 20V22H230ZM65 21V20H64ZM64 21H62L63 22V24H62V26L61 27H59L60 29H58V30H62L61 28L63 27V25H64ZM65 21V22H66ZM97 21L98 20H96V23H97ZM132 21V20H131ZM135 21V20H134ZM143 21V20H142ZM171 21V20H170ZM226 21H227V19H226ZM107 22H109V21H107ZM111 22V23H112ZM124 22H129V21H124ZM152 22V21H151ZM160 22V21H159ZM172 22V21H171ZM220 22V25L222 24L221 23V20L219 21ZM223 22V21H222ZM228 22H225L226 24L228 23ZM59 23V22H58ZM119 23V24H118ZM130 23V22H129ZM143 23V22H142ZM147 22H145L144 24H146ZM150 23V22H149ZM180 23V22H179ZM179 23H177V25L176 26H178V24ZM195 25H196V23H195V20H194V22H193ZM218 24V26L216 27L214 24ZM224 23V24H225ZM232 23V22H231ZM230 23V24H231ZM57 24V23H56ZM70 24H68V25H70ZM71 24V25H72ZM103 24H104V22H103ZM107 24V23H106ZM109 24V23H108ZM132 24L133 23H131V26H132ZM141 24V23H140ZM150 24H152V23H150ZM149 24V25H150ZM160 24V23H159ZM173 24H174V21H173ZM175 24H176V21H175ZM194 24H192V26H194ZM198 24V23H197ZM224 25L225 27L226 26H228L229 25V23H228V25ZM29 25V24H28ZM28 25L26 26L27 28H28ZM29 25V26H30ZM51 25V24H50ZM61 25V24H60ZM67 25V26H68ZM94 25V24H93ZM98 25V24H97ZM114 25H110L109 24V26L110 27H114ZM127 25V24H126ZM136 25V24H135ZM143 25V24H142ZM141 25V26H142ZM154 25V24H153ZM153 25H150V27L153 29ZM161 25H162V23H161ZM182 26V24H179V26ZM223 25V24H222ZM18 26H19V28H18ZM59 26V25H58ZM57 26V27H58ZM65 26V25H64ZM107 26V25H106ZM105 26V27H106ZM146 26H148V25H146ZM155 26V25H154ZM157 26V25H156ZM155 26V27H156ZM158 26H160V25H158ZM158 26H157V28H155L156 30H158ZM175 26V25H174ZM188 26H187V28H188ZM213 26H215V27H213ZM232 26V25H231ZM21 27V28H22ZM56 27V28H57ZM94 27H96V25L94 26ZM93 27V29H96V28H94ZM113 27H112V29H113ZM116 27V26H115ZM123 26H121V28H122ZM135 27V26H134ZM133 27V28H134ZM145 27V26H144ZM149 27V28H150ZM184 27V29L183 30H187V28L185 29V26H182V28ZM191 27V26H190ZM196 27H198V26H196ZM218 27H220V29L221 30H219V31H217L218 32V34H217V36H216V33L214 34V30L213 29H215L216 28V30H218L217 28ZM233 26H232V28H234ZM51 28L53 29V27L51 26ZM51 28H50V30H51ZM56 28H54V32H55V30H57ZM71 28H73L72 29V32H75V28L73 27V26H71ZM71 28H70V30H71ZM97 28H99V27H97ZM102 28V27H101ZM104 28V27H103ZM106 28H108L109 29V31H111L112 29L111 28H109V27H106ZM118 28V27H117ZM116 28V29H117ZM127 28V27H126ZM129 28V27H128ZM163 28V27H162ZM161 28V29H162ZM166 28H168V27H166ZM177 28V27H176ZM178 28H181V27H178ZM177 28V29H178ZM181 28V29H182ZM213 28V29H212ZM228 28H229V26H228ZM227 28V29H228ZM19 29V31L17 32V30ZM42 29L40 30L42 33H43V35H44V33L45 32H43L42 31ZM65 29H67L68 30V28H64L63 29V31L65 30ZM107 29V30H108ZM111 29V30H110ZM115 29V28H114ZM119 29V28H118ZM118 29H117V31H118ZM152 29H151V31H149V29H148V31L151 33L152 32ZM153 30V31H155L156 32V30ZM160 29V28H159ZM181 29H178V30H181ZM190 29V28H189ZM192 29V28H191ZM226 29V28H225ZM224 29V30H225ZM226 29V30H227ZM24 31L25 30H27L25 27H24V29H23ZM22 30V31H23ZM34 30V29H33ZM66 30V32H70L69 30L67 31ZM77 30V29H76ZM107 30H105V31H107ZM141 30V29H140ZM146 30V29H145ZM169 30V29H168ZM167 30V31H168ZM171 30V29H170ZM169 30V32H171ZM183 30H181V31H183ZM195 30V29H194ZM230 30V29H229ZM10 31H14L16 34L17 33H20L19 35H21V34H23V35H21V36H23V37H19V35L17 34H15V35H12L11 36V34H13V33H11ZM95 32L97 31V30H94ZM113 31V30H112ZM112 31H111V33H112ZM126 31H127V29H126ZM135 31H136V29H135ZM142 31V30H141ZM147 31V30H146ZM161 31H163V30H159L157 33H159V32H161ZM167 31H165L164 30V33L163 34H165ZM191 31V30H190ZM9 32H10V34H9ZM38 31H36V33H37ZM60 32V31H59ZM87 32V33H86ZM108 32V31H107ZM106 32V33H107ZM113 32H115V31H113ZM124 32V31H123ZM132 32H133V30H132ZM144 32V31H143ZM149 32H148V34H149ZM155 32H152V33H155ZM189 31H185L184 33H186V36L187 37H190V39H191V37L192 36H190V33H192V32H189V36H188V33ZM7 33H8V35H10V37L8 38V36H7ZM34 33H35V30H34ZM36 33H35V35H36ZM39 33L40 32H38V36L37 37H40V35L42 34V33H40V35H39ZM63 34H64V32H62ZM61 33V34H62ZM93 33V32H92ZM109 33V32H108ZM107 33V34H108ZM109 34V36L110 35H112V34ZM117 33V32H116ZM125 33V32H124ZM145 33V32H144ZM162 33V32H161ZM181 33V32H180ZM62 34V35H63ZM119 34H122V32L121 33H119ZM128 34V33H127ZM134 34V33H133ZM136 34L138 35H140L141 36V33L139 32V30H138V32H136ZM34 35V34H33ZM34 35V36H35ZM59 35V34H58ZM58 35H56L57 36V38H56V41L58 40ZM64 35H66V37L68 36V34H64ZM64 35L62 36V37H64ZM71 34H69V36H70ZM94 35V34H93ZM101 35V34H100ZM124 35V34H123ZM137 35H135V36H137ZM138 35V41H139V36ZM143 35V34H142ZM147 35V34H146ZM150 35H152V34H150ZM155 35H157V34H154V36ZM159 35V34H158ZM157 35V36H158ZM167 35V39L169 40V36H170V39L171 40H169L170 41V43H172V47L174 46L173 44L175 43V40H174V35L173 36H171V34L169 35V34H166ZM169 35V36H168ZM225 35V34H224ZM16 36H18V37H16ZM72 36L73 35H71L70 37H69V39L70 38H72ZM122 36V35H121ZM130 36V35H129ZM132 36V35H131ZM148 36V35H147ZM156 36V37H157ZM162 36V34H160L159 36H158V40H156L157 38H155L154 37V39H155V42L156 41H160V39H163V37H161ZM164 36V35H163ZM184 36H185V34H184ZM183 36V37H184ZM196 36V35H195ZM229 36V37H230ZM31 38L33 37V36H30ZM87 38H88V35L86 36ZM85 37V38H86ZM90 37V36H89ZM112 37V36H111ZM126 37V36H125ZM133 37V36H132ZM142 37V36H141ZM150 38H151V40H153L152 39V36H149ZM172 37H173V40H172ZM187 37H184V38H186V39H184V40H187ZM226 37V36H225ZM28 38V37H27ZM59 41L61 42L62 40H61V36H59ZM84 38V39H85ZM91 38V37H90ZM95 37L93 36V39H94ZM118 38V37H117ZM127 38H129V37H127ZM150 38H149V40H150ZM193 38V37H192ZM197 37H195V39H196ZM68 39V37H67V40H69ZM73 39V40H74ZM93 39H87L88 41L90 40L91 42H93ZM97 39V38H96ZM110 39V38H109ZM113 39V38H112ZM111 39V40H112ZM122 39L123 40H125V38H123L122 37ZM121 39V40H122ZM134 39V38H133ZM136 39V38H135ZM143 39V38H142ZM164 39H166V37L164 36ZM166 39V40H167ZM176 39V38H175ZM189 39V38H188ZM189 39V40H190ZM194 39V38H193ZM193 39H191V42H193L192 40ZM228 39V38H227ZM34 41V40H36V41H38L37 39H36V37L33 39H31V41ZM40 40V39H39ZM42 40H43V36H42V39H41V43H43L42 42ZM43 40V41H44ZM73 40H71L72 42H73ZM86 39L84 40V42L83 43H85L86 41H87ZM114 40V39H113ZM117 40V39H116ZM122 40V41H123ZM137 40V39H136ZM144 40V39H143ZM222 40V41H223ZM70 41V40H69ZM69 41H68V43L65 41V43L64 44H68L69 45ZM131 41V40H130ZM137 41V42H138ZM154 41V40H153ZM164 41L165 40H163V43H164ZM169 41H165L166 43H167V45L169 46ZM173 41V42H172ZM178 41V40H177ZM176 41V42H177ZM188 41V40H187ZM186 41V42H187ZM222 41H220V43H222ZM226 41V42H225ZM39 41H38V44L40 43ZM64 41H62V43H63ZM82 42V41H81ZM121 42V41H120ZM129 42V41H128ZM128 42L125 40L123 43H127L128 44ZM132 42V41H131ZM140 42V41H139ZM143 42V41H142ZM147 43H148V40L146 41ZM145 42V43H146ZM151 42V41H150ZM154 42V48H157V46L159 47V43H155ZM161 42H162V40H161ZM184 42V41H183ZM195 43H196V40L194 41ZM194 42H193V44H194ZM35 43V42H34ZM55 43V44H54ZM83 43H82V47H84L83 46ZM89 43V42H88ZM106 43V42H105ZM112 43V42H111ZM117 43V42H116ZM122 43V42H121ZM133 43V42H132ZM141 43V42H140ZM144 42H143V44H145ZM152 43V42H151ZM190 43V41H188V44ZM223 43H222V46H223ZM44 44L45 43H43L42 45L44 46ZM92 44V48H94L93 49V51L92 52H94V50H95V47H93V44H95V41H94V43H90L89 45H91ZM125 44H124V46L123 47H125ZM131 44V43H130ZM149 44V43H148ZM176 45L178 44V42L177 43H175ZM180 44V43H179ZM1 45L3 46V45H5L6 47H1ZM72 45V43L70 42V45L69 46H71ZM85 46L87 45V44H84ZM89 45H87L86 47H88L89 49H90V47H89ZM109 45H112V44H110V42H109ZM114 45V44H113ZM135 45H138V44H135ZM155 45H157L156 47H155ZM164 45V44H163ZM163 45H161V43H160V49H161V51L160 52H166V54H165V56L168 54V50H166V48H165V45H164V51H163V47H161V46H163ZM175 45V46H176ZM195 45H193V46H195ZM225 45V44H224ZM228 45V44H227ZM227 45H226V48H227ZM40 46H41V44H40ZM43 46H42V48H43ZM73 46V45H72ZM77 46V45H76ZM76 46H75V48L73 47V49H75V51H76V53L74 54V55H72V52L74 51H72L71 52V50L69 49V54H67L66 53V51H65V53H66V55H71V56H75V55H77L78 54V51L76 50ZM95 46H97L96 44H95ZM128 46H129V44H128ZM132 46V45H131ZM130 46V47H131ZM151 46H153V45H151ZM150 46V47H151ZM178 46V45H177ZM176 46V47H177ZM181 46H183L182 44H181ZM180 46V47H181ZM236 46V47H235ZM45 47V48H46ZM81 47V46H80ZM81 47V48H82ZM126 47H127V45H126ZM124 48V49H127V48ZM167 47V46H166ZM170 47V46H169ZM169 47H167V49L169 48ZM171 47V48H172ZM173 47V48H175V53H176V49L177 48H179V47ZM233 47H231V48H233ZM16 48H15V50H16ZM46 48V49H47ZM68 48H70V47H66V49H68ZM85 48V47H84ZM83 48V49H84ZM97 48V47H96ZM132 48V47H131ZM138 48V47H137ZM140 48L141 47H139V50L138 51H140ZM143 48H145V46L143 47ZM147 48V47H146ZM152 49H153V47H151ZM159 48L157 49V50H159ZM181 48H184V47H181ZM199 48H201V49H199ZM218 49V51H216L217 49ZM11 49V50H12ZM59 49V48H58ZM71 49H72V47H71ZM88 49V50H89ZM170 49V48H169ZM191 49V48H190ZM194 49V50H195ZM220 49V50H219ZM230 49V48H229ZM9 50V49H8ZM8 50H6V51H8ZM14 50V51H15ZM63 50H65V46H64V48H63ZM85 50V49H84ZM87 50V49H86ZM133 50V49H132ZM135 50V49H134ZM143 50V49H142ZM156 50V49H155ZM170 50H173V49H170ZM169 50V52H171ZM183 50V49H182ZM191 50H193V49H191ZM190 50V51H191ZM226 50H228V49H226ZM3 51V54L5 53L4 51L5 50H2ZM13 51V50H12ZM57 51H60L61 53H59V52H57ZM119 51V50H118ZM126 52L127 50H123V52ZM128 51H129V48H128ZM128 51H127V53H128ZM131 51V50H130ZM150 51H151V49H150ZM153 51V53H154V50H152ZM196 51V52H197ZM229 51V50H228ZM235 51V50H234ZM16 52V51H15ZM82 52H83V50H82ZM82 52H81V54H82ZM85 52H87V51H85ZM91 52V54H93ZM121 52V51H120ZM119 52V53H120ZM178 52H182V51H180V49H179V51H177V53ZM184 52H182V53H184ZM195 52V51H194ZM209 52V53H208ZM215 52L213 53V54H215ZM223 52V53H224ZM0 53H1V51H0ZM13 53V52H12ZM11 53V54H12ZM17 53L18 52H16V53H14V54H12V55H14L15 56V54L17 55ZM88 53V52H87ZM86 53V54H87ZM130 53H135L134 51H131ZM129 53V54H130ZM140 53V52H139ZM138 53V54H139ZM146 52L144 51V54H145ZM147 53H149V52H147ZM146 53V54H147ZM159 52L157 51V53H156V55L158 54ZM173 53V52H172ZM174 53V54H175ZM192 53H193V51H192ZM219 54L221 53V51L220 52H218ZM2 54V53H1ZM6 54V56L9 54V52H7V53H5ZM23 54H21L20 56H22V59H21V61L25 58V57H27V54L25 55V57H23L24 55ZM95 55H92V56H94V57H96L97 58V61H98V57L97 56H99V55H96V53H94ZM107 54H109L108 52H107ZM129 54H128V56H129ZM150 54H151V52H150ZM149 54V55H150ZM162 54V53H161ZM170 54V53H169ZM167 55L166 57L162 54V57L164 56L165 57V59H164V57H163V60L165 61L168 57H169V59H171L170 58V55H174V54H170V55ZM194 54V53H193ZM201 54V53H200ZM208 54L210 55V56H208ZM217 54V53H216ZM10 55V54H9ZM80 55V54H79ZM221 55H223L222 53L220 54V56ZM11 56V55H10ZM18 57H20L19 56V53H18V55H17ZM71 56H68V57H71ZM90 56L91 55H88V57L87 58H90ZM132 56H134V55H132ZM153 56H154V54H153ZM175 56V55H174ZM213 56H215V55H213ZM212 56V58H214ZM216 56H218V55H216ZM223 56H227V55H223ZM231 56V57H232ZM0 57H1V55H0ZM5 57V56H4ZM12 57V56H11ZM18 57H13V59H16V60H18ZM32 57H34L33 59H32ZM93 57V58H94ZM115 57H117V56H115ZM114 57V58H115ZM120 57V56H119ZM127 57V56H126ZM130 57V56H129ZM128 57V58H129ZM138 57H139V55H138ZM140 57H141V55H140ZM156 57V56H155ZM176 57V56H175ZM174 57V58H175ZM180 57V55L176 58V59H174L173 58V60L175 61V60H178V58ZM193 57H195V56H193ZM2 58V57H1ZM21 58V57H20ZM92 58V59H93ZM132 58H134V57H132ZM158 58V56L156 57V59ZM215 58H217V57H215ZM214 58V59H215ZM218 58H219V56H218ZM222 58V59H221ZM60 59V60H59ZM69 59H72V57L71 58H69ZM91 59V58H90ZM89 59V60H90ZM95 59V58H94ZM117 59V58H116ZM123 59H125V58H123ZM138 59V58H137ZM153 59V58H152ZM155 59V58H154ZM161 59V58H160ZM168 59V60H169ZM192 59V60H191ZM196 59V58H195ZM220 59H221V61L223 60V57H220ZM5 59L3 58L0 62L2 63L3 61H4ZM6 60L8 61V59H7V57H6ZM20 60V59H19ZM36 60V59H35ZM65 60H67V57H66V59ZM144 60V59H143ZM145 60H147V59H145ZM162 60V59H161ZM160 60V61H161ZM162 60V61H163ZM172 60V59H171ZM170 60V61H171ZM172 60V61H173ZM190 60V61H189ZM215 60H218L219 61V59H215ZM215 60H213V62H215ZM231 60H232V58H231ZM26 61V60H25ZM58 61H60L61 63H59L58 64ZM68 61H70V60H68ZM94 61V60H93ZM125 61H127V60H125ZM135 61V60H134ZM137 62H138V60H136ZM156 61V60H155ZM159 61V62H160ZM162 61L160 62V64L162 63ZM233 61V60H232ZM13 62V61H12ZM15 62H17V61H15ZM14 62V63H15ZM23 62H24V60H23ZM95 62V61H94ZM141 62V61H140ZM145 63H144V65L146 64V61H144ZM148 62V61H147ZM157 62V61H156ZM179 62V61H178ZM185 62H188L187 64L185 63ZM195 62H193V63H195ZM0 63V64H1ZM8 63H10V61H8ZM20 63V61H18L17 62V64H19ZM20 63V64H21ZM98 63H102L103 64V62H101L100 61V59H99V61L98 62H96V64H98ZM105 63V62H104ZM122 63V62H121ZM134 63V62H133ZM136 63V62H135ZM142 63V62H141ZM140 63V64H141ZM152 63V62H151ZM164 63H167L168 64V62H167V60H166V62H164ZM172 63H174V62H172ZM171 63V64H172ZM191 63V62H190ZM196 63V64H197ZM207 63H208V61H207ZM217 63V62H216ZM4 64V63H3ZM12 64V63H11ZM71 64H72V62H71ZM71 64H69V66L71 65ZM101 64V65H102ZM143 64V63H142ZM149 64V63H148ZM153 64V63H152ZM170 63L168 64L169 66L171 65ZM179 65L181 64V63H178ZM177 64V62H176V65H178ZM195 64V65H196ZM213 64H215V63H213ZM219 64V62H218V65H220ZM236 64V63H235ZM5 65V64H4ZM13 66H16V65H14V64H12ZM91 65H92V63H91ZM100 64H98V65H95V66H98L99 68H100V66H101ZM134 65V64H133ZM132 65V66H133ZM136 65H137V63H136ZM155 65V64H154ZM154 65H152L153 67L152 68H154ZM165 65V64H164ZM163 65V66H164ZM173 65L174 64H172L171 65V67H173ZM178 65V66H179ZM186 65V66H185ZM191 65V64H190ZM194 65V66H195ZM6 66H8V65H5V67ZM66 66V65H65ZM68 66V65H67ZM68 66V67H69ZM103 66V65H102ZM101 66V68H103ZM131 66V65H130ZM145 66H147V65H145ZM163 66H162V68H163ZM165 66H167V65H165ZM165 66H164V68H165ZM1 68H3V66H0ZM10 67H11V71H13L14 72V70H13V68L14 69H17V68H19V70H22V69H20V67H17V68H15V67H13L12 68V66L10 65ZM21 67V68H22ZM23 67V68H24ZM35 68V65L34 66H32L31 65V67H30V69L31 68ZM72 67V66H71ZM69 68V72H71L70 71V69H72V68ZM129 67V66H128ZM134 67V66H133ZM133 67H131V68H133ZM150 67V66H149ZM176 66L174 65V67L173 68H175ZM197 67H195V68H197ZM1 68H0V70H1ZM7 68V67H6ZM6 68H5V70H6ZM38 68V67H37ZM64 68H67V67H64ZM92 68V67H91ZM97 68V67H96ZM95 67H94V69L92 68V69H90V71H92V70H95L96 69ZM98 68V69H99ZM117 68V67H116ZM148 68V67H147ZM151 68V67H150ZM158 68H159V66H158ZM169 68V67H168ZM4 69V68H3ZM8 70L7 71H4L5 73L6 72H9V68H7ZM106 69V68H105ZM104 69V70H105ZM111 69V68H110ZM110 69H109V71H110ZM166 70H170V68L169 69H167V68H165ZM18 70V72H20ZM24 70H26V72H28L29 71V69L27 70V69H23V71ZM37 70V69H36ZM73 70V69H72ZM78 70V69H77ZM77 70H76V75H78L79 73L77 72ZM100 70V69H99ZM102 70V69H101ZM135 70V68H133V71ZM149 70V69H148ZM228 70V71H229ZM3 70H1V72H2ZM17 71V70H16ZM22 71V72H23ZM33 72L35 71L34 69L32 70ZM32 71H29V74L31 75L30 77H32ZM84 71V70H83ZM82 71V72H83ZM113 71V70H112ZM119 71H121V70H119ZM126 71V70H125ZM162 71V70H161ZM171 71H169V72H171ZM173 71H172V73H173ZM178 71V72H177ZM241 71V70H240ZM36 72V71H35ZM97 72V74H90V72L89 73H87V74H90V76L88 77L89 79H88V82H86V81H84L85 79L87 80V78H86V76H85V79H83L82 81H84L83 82V85H84V83H86L87 84V86L89 87V88H87L86 89V91H91V92H89V95H90V93H93V89L95 90V93L96 92H98L99 93V91H101V90H99V91H97V88L99 87V85H100V83H99V85L96 83V81L98 82V79H96L95 80V75H98L99 73H98V71H96ZM128 72V71H127ZM130 72H132V71H130ZM137 72V70L134 72V73H136ZM152 72H153V69H152ZM151 72V73H152ZM157 72V71H156ZM165 72V71H164ZM175 72H177L176 74H175ZM3 73V72H2ZM1 73V74H2ZM4 73V74H5ZM10 73V72H9ZM38 73V72H37ZM36 73V74H37ZM81 73V72H80ZM85 73V72H84ZM91 73H95V71H93V72H91ZM101 73V72H100ZM125 73V72H124ZM133 73V72H132ZM166 73V72H165ZM245 73V74H244ZM0 74V76H1V78L0 79H2V81L1 82H3L4 80V78H6L7 76L6 75H4V74H2V75H4V76H2ZM13 74V73H12ZM17 74H19V73H16L15 74V76H16V78H18V76H17ZM20 74H21V72H20ZM19 74V76H22V75H20ZM22 74H25L24 72L22 73ZM28 74V73H27ZM35 74V73H34ZM33 74V75H34ZM35 74V77L37 76ZM74 74V73H73ZM103 74V73H102ZM109 74V73H108ZM118 74H120V73H118ZM130 74V73H129ZM139 74H140V72H139ZM139 74H137L138 76H139ZM157 74V73H156ZM171 74V73H170ZM14 75V74H13ZM127 75H128V73H127ZM134 75H136V74H134ZM144 75H146V74H144ZM159 75V74H158ZM158 75H156V76H158ZM165 75V74H164ZM169 75V74H168ZM23 76H26L27 77V79H26V81L25 80H23V81H21V82H19V84L20 85H18L20 88H21V86H23L24 85V87H26V86H29L28 84H27V80H29L30 79V77H28L29 75H23ZM67 76H68V74H67ZM74 76V75H73ZM79 76H81V74H79ZM120 76H121V74H120ZM119 75H118V77H120ZM130 76H133V75H131L130 74ZM129 75H128V77H130ZM155 76V75H154ZM155 76V77H156ZM171 76V75H170ZM169 76V77H170ZM226 76V77H225ZM2 77H4V78H2ZM8 77H10V76H8ZM7 77V78H8ZM14 77V76H13ZM40 77H37V78H40ZM70 77V76H69ZM77 77V76H76ZM82 77V76H81ZM98 76H96V78H97ZM107 77H108V75H107ZM141 77V76H140ZM139 77V78H140ZM145 77V76H144ZM143 77V78H144ZM163 77H165V76H163ZM168 77V76H167ZM168 77V78H169ZM6 78V79H7ZM20 78H22V77H20ZM20 78H18V79H20ZM24 78V77H23ZM22 78V79H23ZM29 78V79H28ZM32 78H34V77H32ZM44 78V79H45ZM50 78H47V79H49L48 81L50 82H52V80L50 79ZM64 78V77H63ZM84 78V77H83ZM101 78V77H100ZM109 78V77H108ZM107 78V79H108ZM117 78V77H116ZM121 78H122V76H121ZM119 79L118 78V80L120 81V82H122V79ZM124 78H125V76H124ZM133 78H135V76H133ZM133 78H131V79H133ZM139 78H137V79H139ZM142 78V77H141ZM142 78V79H143ZM146 78V77H145ZM160 78V77H159ZM166 78V77H165ZM165 78H164V80H165ZM171 78L172 77H170L169 79L171 80ZM11 79V78H10ZM10 79H7V80H5V82H4V84L7 82V83H10V84H8V85H11L12 86V84H13V81L15 82V80H18V79H15V80H13V81H11V82H9L10 81ZM14 79V78H13ZM21 79V80H22ZM66 79V78H65ZM82 79V78H81ZM106 79V78H105ZM130 79V78H129ZM128 79V80H129ZM130 79V80H131ZM141 79V80H142ZM12 80V79H11ZM30 80H32V79H30ZM39 80V79H38ZM35 80L34 82H38L39 83V81H41V80ZM67 80V79H66ZM71 80H73V79H71ZM74 80H76V81H78V79H74ZM79 80H80V77H79ZM99 80H101V79H99ZM124 80V79H123ZM136 80V79H135ZM160 80V79H159ZM162 80H163V78H162ZM193 80V82H191ZM233 80V79H232ZM44 81V80H43ZM95 81V82H94ZM102 81V80H101ZM109 81H110V79H109ZM137 82L139 81V80H136ZM143 81V80H142ZM195 81V82H194ZM29 82V81H28ZM32 82H33V80H32ZM32 82H30V83H32ZM45 82H47L46 80L44 81V83ZM67 82V81H66ZM100 82V81H99ZM103 82V81H102ZM107 82V81H106ZM129 82V81H128ZM146 82H148V81H146ZM145 81L143 82L144 83V87H147L146 85H147V83H146ZM150 82V81H149ZM167 82V81H166ZM227 83L226 84V86H224V84L225 83ZM233 82V81H232ZM232 82H230L231 84H232ZM246 82H248V83H246ZM12 83V84H11ZM18 83V82H17ZM69 83V82H68ZM78 83L80 84V83H82L81 81L79 82L78 81ZM78 83H76V84H78ZM93 83H96L97 84V86L98 87H94V88H92L93 86H95V84L93 85ZM130 83V82H129ZM134 83L136 84V85H138L135 81H134ZM145 83H146V85H145ZM16 84V83H15ZM27 84V85H26ZM71 84V83H70ZM69 84V85H70ZM74 84V83H73ZM86 84H85V86H86ZM118 84V85H117ZM116 85L118 86V88L120 89V87H119V85H121V84H119V83H117ZM153 84H155V83H153ZM198 84H197V87H198ZM246 84H249V86H251V88L249 89V91H248V89H246L247 87L249 88V86H247ZM7 85V84H6ZM16 85V86H17ZM26 85V86H25ZM30 85H32V84H30ZM36 85V84H35ZM64 85V84H63ZM65 85H66V83H65ZM72 85V84H71ZM81 85V84H80ZM79 85V86H80ZM102 85H104V84H102ZM141 85H142V83H141ZM141 85H139V86H141ZM166 84H163L162 85V87H164ZM247 87H246V86ZM2 86H4V85H2L1 84V86H0V89L1 90H3L1 87ZM10 86V87H11ZM13 86H15V85H13ZM12 86V87H13ZM17 86V89L19 88ZM78 86V87H79ZM85 86H84V88H85ZM124 86V85H123ZM122 86V87H123ZM151 86V85H150ZM154 86V85H153ZM193 86V85H192ZM194 86H195V84H194ZM193 86V88H195ZM228 86V89H226V87ZM31 88H32V86H30ZM55 87V86H54ZM53 87V88H54ZM76 87V86H75ZM77 87V88H78ZM100 87H102L101 85H100ZM100 87H99V89H100ZM111 87V86H110ZM121 87V88H122ZM135 86H133L132 88H134ZM141 87H143V85L141 86ZM143 87V88H144ZM159 87V86H158ZM225 87V88H224ZM232 87V88H231ZM246 87V88H245ZM4 88V87H3ZM7 88H9V87H7ZM15 88V87H14ZM28 88V87H27ZM72 88V87H71ZM117 88V89H118ZM129 88V87H128ZM10 89V88H9ZM8 89V90H9ZM22 89V88H21ZM73 89V88H72ZM89 89V90H88ZM102 89L104 90V88L102 87ZM119 89H118V93L119 92H122V91H119ZM131 89V88H130ZM134 89H136V87L134 88ZM137 89H139V87L137 86ZM141 89V91H143L142 90V88H140ZM145 89V88H144ZM147 89V88H146ZM145 89V90H146ZM153 89V88H152ZM67 90H69L70 91V89H67ZM102 90V91H103ZM106 90V89H105ZM112 90V89H111ZM126 90V89H125ZM144 90V91H145ZM150 89L148 88V91H149ZM192 90H195V89H192ZM201 90V89H200ZM235 91L236 92V94H233V91ZM247 90V91H246ZM3 91H5V90H3ZM76 91V90H75ZM115 91V90H114ZM117 91V90H116ZM132 91V90H131ZM130 91V92H131ZM136 91H140V90H135V93H136ZM152 91V90H151ZM150 91V92H151ZM172 91H174V89L172 90ZM230 91L232 92V94L233 95H236V96H234L233 97V99H232V101H234L235 103H233V105L232 104H230L229 105V103L227 104V100H228V97H230L229 95V93H230ZM9 92V91H8ZM7 92V93H8ZM15 92V91H14ZM68 92V91H67ZM104 92V91H103ZM107 92H109V91H107ZM199 92V91H198ZM197 92V93H198ZM2 93L3 92H1V95H2ZM93 94L92 96V98H93V100H92V102L91 103H93V101L94 100H96V98L98 99L97 100V104H98V101H99V96H100V93H99V95H97L98 97H96V94ZM102 93V92H101ZM105 93H106V91H105ZM111 93V92H110ZM126 93V92H125ZM140 93V92H139ZM138 93V94H139ZM143 93H145V92H143ZM153 93V92H152ZM154 93H156V92H154ZM173 93V92H172ZM177 93V94H176ZM249 93V94H248ZM14 94V93H13ZM72 94V93H71ZM77 94V93H76ZM79 94V93H78ZM109 94V93H108ZM112 94V93H111ZM120 94V93H119ZM122 94V93H121ZM127 94V93H126ZM142 94V93H141ZM150 94V93H149ZM158 94H160L159 92H158ZM162 94H163V92H162ZM201 94H199V96L201 95ZM6 95V94H5ZM24 95H26V94H24ZM28 95V94H27ZM125 95V94H124ZM145 95H146V93H145ZM153 95V94H152ZM166 95V94H165ZM168 95V97H170L169 96V94H167ZM170 95H172L171 97L172 98H175L176 96H174V94H170ZM191 95L192 94H190V97H191ZM232 95V96H233ZM249 95L251 96V98L249 97ZM253 95V96H252ZM29 96V95H28ZM81 96V95H80ZM96 98H95V97ZM115 96V95H114ZM131 96V95H130ZM140 96V95H139ZM178 96L176 97V98H178ZM231 96V97H232ZM25 97H27V96H24L23 98H25ZM31 97H32V95H31ZM30 97V98H31ZM75 97V96H74ZM120 97H122V96H120ZM125 97V96H124ZM127 97V96H126ZM148 97V96H147ZM147 97H145V98H147ZM154 97V96H153ZM157 97V96H156ZM159 97V96H158ZM186 97H187V99H189L191 102L192 101H194L193 102V104L192 105H190V104H188V102L190 103V101H187L186 100ZM14 98H16V96L14 97ZM138 98H142V97H138ZM150 98V97H149ZM148 98V99H149ZM152 98V97H151ZM165 98V97H164ZM171 98V103H173L172 102V100L173 101H175L174 99H172ZM175 98V99H176ZM181 98H182V100H181ZM185 98V99H184ZM197 98H199L198 96H197ZM3 99V98H2ZM49 99V98H48ZM47 99V100H48ZM65 99V98H64ZM87 99V98H86ZM109 99V98H108ZM124 99V98H123ZM122 99V100H123ZM127 99V98H126ZM18 100V99H17ZM46 100V101H47ZM53 99H51L50 98V101H52ZM75 100V99H74ZM78 100V99H77ZM85 100V99H84ZM83 100V101H84ZM116 100H117V98H116ZM134 100V99H133ZM144 100V99H143ZM154 100V99H153ZM168 100H169V98H168ZM178 100H179V98H178ZM184 100H186L185 102H184ZM199 100V99H198ZM204 100V101H205ZM49 101V102H50ZM55 101V100H54ZM79 101H80V99H79ZM109 101V100H108ZM107 101V102H108ZM111 101V100H110ZM121 101V100H120ZM149 101H151V99H149ZM9 102V101H8ZM45 102V101H44ZM67 102V101H66ZM71 102V101H70ZM87 102V101H86ZM100 102V101H99ZM123 102V101H122ZM132 102V101H131ZM143 102V101H142ZM141 102V103H142ZM151 102H153V101H151ZM158 102V101H157ZM175 102V103H176ZM202 102V100H200V103ZM4 103V102H3ZM20 103V102H19ZM23 103V102H22ZM65 103V102H64ZM81 103V102H80ZM103 103V102H102ZM111 103V102H110ZM115 103V102H114ZM116 103H117V101H116ZM169 104H171L170 102H168ZM176 103V104H177ZM199 103V102H198ZM199 103V104H200ZM18 104V103H17ZM46 104V103H45ZM48 104V103H47ZM75 104V103H74ZM82 104V103H81ZM85 104V103H84ZM94 104V103H93ZM100 104H101V102H100ZM118 104V103H117ZM132 104V103H131ZM148 104V103H147ZM149 104H150V102H149ZM154 104H155V101H154ZM168 104V105H169ZM185 104V105H186ZM8 105H9V103H8ZM43 105V104H42ZM49 105H50V103H49ZM51 105H55L53 102L51 103ZM141 105V104H140ZM173 105H174V103H173ZM4 106V105H3ZM109 106V105H108ZM154 106V105H153ZM159 106H161V105H159ZM177 106H179L178 104H177ZM176 106V107H177ZM200 106V105H199ZM198 106V107H199ZM5 107V106H4ZM10 107H12V105L11 106H9V108ZM44 107V106H43ZM54 108L55 106H51L50 108ZM89 107V106H88ZM87 107V108H88ZM104 107V106H103ZM165 107V106H164ZM169 107H170V105H169ZM169 107H167V108H169ZM173 107V106H172ZM198 107H191V109L192 108H197V111H198ZM202 107L204 108L205 106H203L202 105ZM15 108V107H14ZM25 108V107H24ZM115 108V107H114ZM124 108V107H123ZM152 108V107H151ZM160 108V107H159ZM166 108V109H167ZM179 108V107H178ZM203 108H201V113H202V111H203V113H204V110L206 109H204V110H202ZM7 109V108H6ZM13 108H11V110H12ZM72 109V108H71ZM130 109V108H129ZM154 109H157V107L155 108L154 107ZM172 108H170V110H171ZM174 109H177V108H173V110ZM186 109V110H185ZM191 109H190V111H191ZM14 110V109H13ZM19 110V109H18ZM49 110V109H48ZM79 110V109H78ZM81 110V109H80ZM90 110V109H89ZM95 110V109H94ZM127 110V109H126ZM139 110V109H138ZM151 110H153V109H151ZM169 109L167 110V111H170ZM171 111V112H173V113H175V111ZM182 110V111H181ZM194 110V109H193ZM208 110H206V113L208 112ZM73 111V110H72ZM158 111L160 112H162V110H161V108H160V110L158 109ZM196 111V112H197ZM9 112V110L7 111V113ZM14 112V111H13ZM17 112H19V111H16V113ZM157 112V111H156ZM156 112H155V110H154V113L156 114ZM166 112V111H165ZM165 112H163V113H165ZM192 112V111H191ZM150 113H151V111H150ZM163 113H162V115H163ZM167 113V112H166ZM173 113H172V115H173ZM193 113V112H192ZM195 113V112H194ZM193 113V114H194ZM205 113V114H206ZM11 114V113H10ZM41 114V113H40ZM76 114H78V113H76ZM89 114V113H88ZM127 114V113H126ZM152 114V113H151ZM160 114V113H159ZM158 114V115H159ZM169 114V113H168ZM168 114L166 115V114H164L165 116H163V117H166V116H168ZM189 114L191 115V120H190V118H189ZM205 114H200V116L201 115H205ZM208 114H209V112H208ZM12 115H13V113H12ZM18 115V114H17ZM16 115V116H17ZM21 115V114H20ZM138 115V114H137ZM136 115V116H137ZM161 115V114H160ZM161 115V116H162ZM170 115V114H169ZM197 117H199V115H198V112H197ZM44 116V115H43ZM117 116V115H116ZM115 116V117H116ZM153 116V115H152ZM157 116V115H156ZM155 116V117H156ZM160 116V117H161ZM171 116V115H170ZM194 116H195V114H194ZM213 116V117H212ZM14 117V116H13ZM115 117H114V119H115ZM155 117H152V118H154V119H156ZM172 117V116H171ZM174 117H176V116H174ZM173 117V118H174ZM196 117V116H195ZM196 117V118H197ZM202 117V116H201ZM205 117H207V116H205ZM208 117H210V115L208 116ZM20 118V117H19ZM80 118V117H79ZM142 118V117H141ZM147 118V117H146ZM177 118V117H176ZM179 118H177V119H179ZM200 118V117H199ZM1 119V118H0ZM91 119V118H90ZM131 119V118H130ZM135 119V118H134ZM149 119H150V117H149ZM160 119V118H159ZM167 119V118H166ZM172 119V118H171ZM206 119V120H205ZM49 120V119H48ZM58 120V119H57ZM86 120V119H85ZM117 120H118V124H120V121H119V119H118V117H117ZM141 120V119H140ZM150 120H152V119H150ZM156 120H158V119H156ZM163 120L164 119H162V124L163 123H165V122H163ZM167 120H169V119H167ZM166 120V122H168ZM173 120V119H172ZM192 120H193V123L195 122L196 123V125H195V127H193L192 126V124L193 123H191L192 122ZM4 121V120H3ZM80 121V120H79ZM82 121H83V119H82ZM135 121V120H134ZM143 121V120H142ZM154 121V120H153ZM165 121V120H164ZM170 122H171V120H169ZM19 122V121H18ZM48 122H50V121H48ZM114 122H116V120L114 121ZM136 122V121H135ZM140 122V121H139ZM148 122V121H147ZM156 122V121H155ZM154 122V123H155ZM169 122V123H170ZM73 123V122H72ZM145 123V122H144ZM150 123V122H149ZM152 123V122H151ZM156 123H158V122H156ZM155 123V124H156ZM168 123V124H169ZM178 123V122H177ZM194 123V124H195ZM206 123H208V120H207V122ZM9 124H11L10 122H9ZM118 124H115V126H116V128H114L115 130L116 129H118L119 127H117L118 126ZM145 124H147V123H145ZM155 124H154V127H156L155 126ZM193 124V125H194ZM27 125V124H26ZM82 125V124H81ZM132 125V124H131ZM40 126V125H39ZM95 126V125H94ZM104 126V125H103ZM102 126V127H103ZM124 126V125H123ZM128 126V125H127ZM147 126V125H146ZM159 126L160 125H158V128H159ZM164 126V125H163ZM170 126V128L169 129H171V124H169L168 125V127ZM198 126V127H199ZM10 127V126H9ZM25 127V126H24ZM166 127V126H165ZM208 127V128H209ZM23 128V127H22ZM52 128V127H51ZM104 128V127H103ZM102 128V129H103ZM106 128V127H105ZM167 128V127H166ZM206 129H207V127H205ZM204 128V129H205ZM24 129V128H23ZM98 129H99V127H98ZM138 129V128H137ZM136 129V130H137ZM147 129V128H146ZM150 129V128H149ZM152 129H153V127H152ZM163 129H165V128H163ZM162 129V130H163ZM166 130L165 129V131H167L165 134L167 135V133L168 134H170L171 135V139L173 138V136H172V134H173V132H169V131H171V130ZM195 129H196V131H195ZM56 130H58V128L56 129ZM104 130H107V129H104ZM131 130V129H130ZM155 130V129H154ZM43 131V130H42ZM108 131V130H107ZM118 131H120V130H118ZM123 131V130H122ZM125 131H127L126 130V128H125ZM140 131V130H139ZM148 131V130H147ZM156 131V130H155ZM157 131H159V130H157ZM177 131V130H176ZM3 132V131H2ZM11 132V131H10ZM45 132V131H44ZM103 132V131H102ZM134 132V131H133ZM143 132H144V130H143ZM163 132V131H162ZM69 133V132H68ZM71 133V132H70ZM81 133V132H80ZM145 133V132H144ZM157 133V132H156ZM212 133H211V135H212ZM110 134V133H109ZM159 134V133H158ZM179 134V135H178ZM200 135V136H204V135ZM208 134V133H207ZM206 134V135H207ZM13 135V134H12ZM146 136H147V134H145ZM154 135H155V133H154ZM153 135V136H154ZM161 133H160V137H161ZM164 135V134H163ZM170 135H167L168 137H170ZM25 136V135H24ZM139 136H141V134L139 135ZM150 136H152V132H151V135ZM149 136V137H150ZM157 136H159V135H157ZM165 136V135H164ZM8 137V136H7ZM22 137H23V135H22ZM54 137V136H53ZM71 137V136H70ZM127 137V136H126ZM208 136H206V138H207ZM212 137V136H211ZM107 138V137H106ZM116 138V137H115ZM142 138H144V136L142 137ZM148 138V137H147ZM153 138V137H152ZM151 138V139H152ZM154 138H155V136H154ZM166 138V141L168 140V138L167 137H165ZM175 138H177V140L175 139ZM199 139H201V137H198ZM213 138H215V137H213ZM212 138V139H213ZM121 139V138H120ZM123 139V138H122ZM137 139V138H136ZM157 139H160L159 137L157 138ZM157 139H154V140H157ZM164 139V138H163ZM171 139H169L170 141H171ZM208 139H210V133H209V137L206 139V140H208ZM212 139H210L212 142H217V141H219V140H221L220 139V137H219V140H218V137H216L215 139L216 140H212ZM61 140V139H60ZM88 140V139H87ZM107 140V139H106ZM110 140V139H109ZM116 140V139H115ZM118 140V139H117ZM153 140V142H155ZM162 140V139H161ZM169 140H168V142H169ZM203 140H205V137H204V139ZM221 140V141H222ZM133 141V140H132ZM135 141V140H134ZM145 141H146V138H145ZM165 141V139H164V142H166ZM199 142V144H198V142ZM221 141L219 142V144H221ZM129 140H128V144H129ZM136 142H138V141H136ZM159 142V141H158ZM162 142H163V140H162ZM168 142H166V144L168 143ZM207 142H210V141H207ZM212 142H210V143H208L209 145L210 144H212ZM61 143V142H60ZM126 143V144H127ZM133 143V142H132ZM140 143H142V141L140 142ZM145 143V142H144ZM155 143H157V142H155ZM170 143V142H169ZM23 144H24V141H23ZM118 144V143H117ZM116 144V145H117ZM136 144V143H135ZM134 144V145H135ZM147 144V143H146ZM145 144V145H146ZM154 144V143H153ZM158 144V143H157ZM165 144V145H166ZM170 144H174L173 142L172 143H170ZM170 144H169V146H170ZM205 144H206V141H205ZM214 144V143H213ZM10 145V144H9ZM112 145H113V143H112ZM120 145H121V143H120ZM142 145H144V144H142ZM145 145L143 146V147H145ZM149 145H152V144H149ZM160 145V144H159ZM162 145V144H161ZM177 145H179L178 143H177ZM176 144H175V146H177ZM180 145V146H181ZM207 145V144H206ZM206 146L207 148L209 147H211L212 145H210V146ZM104 146V145H103ZM128 146V145H127ZM132 146V145H131ZM154 146V145H153ZM157 146V145H156ZM155 146V147H156ZM115 147V146H114ZM129 147H130V144H129ZM136 147V146H135ZM142 147V146H141ZM160 147V146H159ZM167 147V146H166ZM213 147V151H211V153H214V151L217 149V147H218V144H217V146H216V144L214 145V146H212ZM60 148V147H59ZM108 148V147H107ZM133 148V147H132ZM138 148V147H137ZM164 148V147H163ZM170 148V147H169ZM178 148H179V146H178ZM178 148H174V146H173V148L171 149L172 151H173V149L174 150H178ZM181 148V147H180ZM205 148V147H204ZM225 148V147H224ZM5 149V148H4ZM111 149V148H110ZM135 149V148H134ZM138 149H140V148H138ZM147 149H148V147H147ZM157 149H159V148H157ZM162 149V148H161ZM211 149V148H210ZM209 149V150H210ZM222 149H223V147H222ZM167 150V149H166ZM165 150V151H166ZM170 149H168L167 151H169ZM180 150V149H179ZM207 151V152H210V151ZM32 151V150H31ZM63 151V150H62ZM94 151V150H93ZM116 151V150H115ZM120 151V150H119ZM136 151V150H135ZM149 151V150H148ZM154 151H155V149H154ZM162 151H163V149H162ZM205 151V152H204ZM217 151V150H216ZM218 151H220V150H218ZM107 152V151H106ZM156 152V151H155ZM158 152V151H157ZM156 152V153H157ZM171 152V151H170ZM169 152V153H170ZM174 152V151H173ZM172 152V153H173ZM176 152V151H175ZM174 152V153H175ZM178 152H180V151H178ZM178 152L176 153V155H178ZM10 153V152H9ZM121 153V152H120ZM135 153V152H134ZM159 153H161V152H159ZM164 153H167V152H164ZM216 153V152H215ZM132 154V153H131ZM152 154V153H151ZM163 154V153H162ZM171 154V153H170ZM180 154V153H179ZM206 154V153H205ZM208 154H210V153H207V155ZM107 155V154H106ZM128 155V154H127ZM154 155V154H153ZM168 155V154H167ZM172 155V154H171ZM182 155V154H181ZM180 155V156H181ZM56 156H58L57 154L55 155V157ZM132 156V155H131ZM130 156V157H131ZM135 156V155H134ZM137 156V155H136ZM156 156V155H155ZM160 156V155H159ZM165 156V155H164ZM175 156V155H174ZM206 155H204V157H205ZM10 157V156H9ZM12 157V156H11ZM10 157V158H11ZM129 157V156H128ZM161 157H162V155H161ZM169 157V156H168ZM177 157H179V156H177ZM176 157V158H177ZM38 158V157H37ZM54 158V157H53ZM88 158V157H87ZM90 158V157H89ZM98 158V157H97ZM111 158V157H110ZM109 158V159H110ZM157 158V157H156ZM160 158V157H159ZM171 158V157H170ZM60 158H58V161L60 162V160H59ZM69 159V158H68ZM124 159H126V158H124ZM133 159V158H132ZM152 159V158H151ZM169 159V158H168ZM175 159V158H174ZM179 159V158H178ZM183 159V158H182ZM7 160V159H6ZM5 160V161H6ZM55 160L57 161V159L55 158ZM150 160V159H149ZM156 160V159H155ZM167 160V159H166ZM181 160V159H180ZM55 161V162H56ZM141 161H142V159H141ZM151 161H153V160H151ZM169 161V160H168ZM209 161V162H208ZM210 161H211V163H210ZM27 162V161H26ZM31 162V161H30ZM39 162V161H38ZM58 162V163H59ZM128 162V161H127ZM164 162V161H163ZM179 162V161H178ZM3 163V162H2ZM15 163V162H14ZM43 163V162H42ZM57 163V164H58ZM136 163V162H135ZM148 163V162H147ZM171 162H169L168 164H170ZM182 163V162H181ZM49 164V163H48ZM47 164V165H48ZM60 164V163H59ZM73 164V163H72ZM152 164V163H151ZM154 164V163H153ZM172 164H175V163H172ZM183 164V163H182ZM7 165V164H6ZM51 165V164H50ZM66 165H67V163H66ZM92 165V164H91ZM93 165H94V163H93ZM96 165V164H95ZM131 165V164H130ZM138 165H139V163H138ZM158 165V164H157ZM205 165L204 166H202L203 168H205ZM40 166V165H39ZM38 166V167H39ZM44 166V165H43ZM42 166V167H43ZM52 166V165H51ZM50 166V167H51ZM143 167H144V165H142ZM149 166V165H148ZM153 166V165H152ZM154 166H156V165H154ZM159 166H160V164H159ZM158 166V167H159ZM58 167V166H57ZM94 167V166H93ZM128 167V166H127ZM134 167V166H133ZM161 167V166H160ZM159 167V168H160ZM177 167H178V164H177ZM213 167V168H212ZM75 168V167H74ZM92 168V167H91ZM162 168V167H161ZM165 168H167V167H165ZM53 169V168H52ZM115 169V168H114ZM141 169V168H140ZM155 169V168H154ZM168 169V168H167ZM54 170V169H53ZM56 170H57V168H56ZM59 170V169H58ZM57 170V171H58ZM142 170H144L143 168H142ZM148 170V169H147ZM147 170H146V172L145 173H147ZM160 170H162V169H160ZM159 170V171H160ZM24 171V170H23ZM103 171H105V170H103ZM124 171V170H123ZM134 171H137L136 169L134 170ZM145 171V170H144ZM149 171V170H148ZM168 171V170H167ZM198 171V170H197ZM132 172V171H131ZM156 172V171H155ZM171 171L169 170V173H170ZM4 173V172H3ZM10 173V172H9ZM118 173V172H117ZM128 173V172H127ZM134 173V172H133ZM149 173V172H148ZM167 173V172H166ZM173 173V172H172ZM180 173V172H179ZM94 174H95V172H94ZM151 174H153V173H151ZM159 174V173H158ZM12 175V174H11ZM70 175V174H69ZM142 175H143V173H142ZM156 175V174H155ZM171 175V174H170ZM180 175V174H179ZM28 176V175H27ZM83 176V175H82ZM119 176V175H118ZM130 176V175H129ZM137 176V175H136ZM157 176V175H156ZM173 176H175L174 174H173ZM172 176V177H173ZM177 176V175H176ZM197 176H199V178H200V176H201V174L200 175H197ZM3 177V176H2ZM120 177V176H119ZM160 177L161 176H159V178L157 177V179H160ZM178 177V179H179V176H177ZM30 178V177H29ZM58 178H59V176H58ZM146 178V177H145ZM195 178V179H194ZM205 180H206V178L205 177H203ZM203 178H201V179H203ZM110 179V178H109ZM129 179V178H128ZM137 179V178H136ZM154 179V178H153ZM153 179H152V182H153ZM167 179V178H166ZM175 179V178H174ZM200 179V180H201ZM204 179H203V181H204ZM217 179H219V180H217ZM24 180H26V179H24ZM123 180V179H122ZM135 180V179H134ZM139 180V179H138ZM168 180V179H167ZM171 178L168 180V181H170L171 182ZM176 180V179H175ZM183 179H181V181H182ZM194 180V181H193ZM140 181V180H139ZM159 181H161V180H159ZM163 181H165V179L163 180ZM173 181V180H172ZM177 181V183H178V180H176ZM181 181H180V179H179V182L181 183ZM184 181V180H183ZM197 181H199V180H197ZM203 181H201V182H203ZM28 182V181H27ZM50 182H51V180H50ZM49 182V183H50ZM67 182V181H66ZM166 182V181H165ZM169 182V184H171V186L173 185L172 183H170ZM174 183H175V181H173ZM185 182V183H186ZM206 182H207V180H206ZM3 183V182H2ZM2 183H1V185H2ZM123 183V182H122ZM131 183V182H130ZM132 183H134V182H132ZM141 183V182H140ZM179 183V184H180ZM184 183V182H183ZM184 183V184H185ZM187 183V184H188ZM90 184V183H89ZM117 184V183H116ZM124 184V183H123ZM153 184V183H152ZM163 184H164V182H163ZM169 184H168V186H167V184H166V186H167V188L169 187ZM182 184V183H181ZM188 184V185H189ZM202 185H203V183H201ZM200 184V185H201ZM209 185L210 183H209V181H208V183H205L204 182V185H205V187H204V189L207 187V185ZM211 184H213V183H211ZM32 185V184H31ZM51 185V184H50ZM140 185H142V184H140ZM158 185V184H157ZM178 185V184H177ZM198 186H199V184H197ZM196 185V183L191 187V185H190V191H189V189H187V186L186 185H184V186H186V188L185 189H187L189 192V195L191 196L190 198L192 199V198H196V195H197V190L198 189H196L195 188V190H194V186L196 187L197 186ZM203 185V186H204ZM35 186V185H34ZM131 186V185H130ZM138 186V185H137ZM165 186V187H166ZM171 186H170V188H171ZM175 186V188L173 187L171 190L172 191H178V189L176 188V185H174ZM179 186V185H178ZM202 186V187H203ZM216 186V185H215ZM107 187V186H106ZM134 187V186H133ZM209 187V186H208ZM157 188V187H156ZM169 188V189H170ZM191 188H193V189H191ZM198 188V187H197ZM211 188H212V186H211ZM210 188V189H211ZM214 188V189H213ZM213 192L215 191V193L216 194H218V192H216L217 191V189L215 190V187L213 186ZM99 189V188H98ZM132 189V188H131ZM159 189V188H158ZM161 189V188H160ZM159 189V190H160ZM166 189V188H165ZM169 189H167L166 190V193H164V194H166V195H168L167 193H168V190ZM177 189V190H176ZM184 189V190H185ZM201 189V188H200ZM203 189V188H202ZM210 189H209V191H210ZM220 189V188H219ZM154 190V189H153ZM163 190V189H162ZM161 190V191H162ZM170 190V191H171ZM181 190H183V189H181ZM187 190H185V191H183V192H186ZM206 190H208V189H206ZM134 191V190H133ZM141 191V190H140ZM200 190H198V192H199ZM208 191V192H209ZM212 191V190H211ZM219 191V190H218ZM87 192V191H86ZM163 192V191H162ZM182 192V193H183ZM213 192H212V194H213ZM119 193V192H118ZM174 194L175 192H171V194ZM200 193H201V191H200ZM199 193V194H200ZM204 194H205V192H203ZM203 193H201L200 195H202ZM206 193H207V191H206ZM50 194V193H49ZM170 194V193H169ZM179 194H181V193H179ZM185 194V193H184ZM199 194H198V197H199ZM203 194V195H204ZM209 194H210V192H209ZM214 195V197H215V199L217 198V195ZM111 195V194H110ZM110 195H109V197H110ZM142 195V194H141ZM160 195H161V193H160ZM175 195V194H174ZM186 195H187V192H186V194L185 195H183V196H185V198H186ZM189 195H187V197H189ZM224 195V196H223ZM129 196V195H128ZM145 196V195H144ZM168 196H171L170 198H168L167 196L165 197V200H166V198H168L167 200H169V199H172V198H174L175 196H178L177 194L173 197V195H168ZM182 196V195H181ZM211 196V195H210ZM213 196V195H212ZM211 196V198L213 199V197ZM131 197V196H130ZM162 197H164L163 195H162ZM161 197V198H162ZM179 197V196H178ZM178 197H176V198H178ZM202 197V196H201ZM204 197H205V195H204ZM204 197L203 198H201L202 200H204ZM206 197H208V194H207V196ZM206 197H205V200H204V203L205 204H208V203H206L207 202V200H206ZM58 198H60V197H58ZM139 198V197H138ZM184 198V199H185ZM189 198V199H190ZM211 198H210V200H211ZM119 199H121V197L119 198ZM144 199V198H143ZM191 199L189 200V201H187V203H189V204H191L189 207H188V209H186L188 212H189V215H187V211L186 212H184V214H186V216H188V217H183V218H185L184 220L186 221V218H187V224H184V225H180V223L178 222V220H179V218L178 219H176V220H173V222L174 221H176L175 223L177 224H175L176 225V227L178 226V225H180V226H183L184 228L187 226V229H185V231H184V233H182L183 235H184V237H185V243H188L187 245H184L183 247L185 248L186 246H190V247H187V248H190V250L188 249V252H189V254H190V256H191V258H189L188 259V261L191 259V260H193V258L195 259L194 261H196V263H197V260H199V256L201 255V254H203V256L206 254L205 253V247H206V245H207V240H206V245H202V244H204L205 242H204V240L206 239H203V243H201V240L200 239H202L203 237H204V234H206V236H208V232L210 231V229L212 228L211 227V225H210V229H208V232L206 231L207 229H206V227H207V222H205L204 224L206 225V227H205V229H204V224H202V226L201 227H203V229L205 230H203V229H201V227L199 228L198 226H197V224L198 225H200V221L199 220H201V218L200 217H203V220L204 221H207L208 220V223H210L209 222V217L211 216L210 214V212H212L211 210H214V207L216 208V206H214V199H213V207L212 206H210L211 207V210L210 209H208V210H210V212H208V210H206L207 211V213H208V215H210V216H208L207 215V213L206 214H203V213H205L206 211H205V209L203 208V210H204V212H203V210L201 209L202 208V205H201V208H199L198 207V210L199 209H201V210H199V211H202L203 213V215H207V218H209V219H204V217H206V216H202V214H201V216H200V214L198 215V216H200L198 219L199 220H197L199 223H197L195 220H196V215H197V210H196V206H195V204H193V202L195 203V201L194 200H196V204L197 203H199V201L198 200H200L199 198L198 199H194V200H192L193 202H191ZM221 199H220V201H221ZM224 199V200H223ZM114 200V199H113ZM166 200V202H169V201H167ZM174 200H176L175 198H174ZM179 200H181V197H180V199ZM183 200V199H182ZM185 200H187V199H185ZM125 201V200H124ZM154 201V200H153ZM184 201V200H183ZM198 201V202H197ZM206 201V202H205ZM209 201V200H208ZM113 202V201H112ZM185 202V201H184ZM183 202V203H184ZM201 202V201H200ZM203 202V201H202ZM150 203V202H149ZM160 203V202H159ZM172 203H175V202H173L172 201ZM180 203L181 204H183L181 201H180ZM209 203L211 204V201H209ZM119 204V203H118ZM128 204V203H127ZM179 204V203H178ZM177 204V205H178ZM186 204V203H185ZM188 204V205H189ZM202 204V203H201ZM204 204V205H205ZM55 205V204H54ZM124 205V204H123ZM138 205V204H137ZM141 205V204H140ZM149 205V204H148ZM168 205V204H167ZM177 205H175V206H177ZM184 205V204H183ZM209 205V204H208ZM212 205V204H211ZM3 206V205H2ZM171 206V205H170ZM169 205H168V207H170ZM172 206H173V204H172ZM187 206V205H186ZM207 206V205H206ZM217 206V207H218ZM72 207V206H71ZM76 207V206H75ZM156 207V206H155ZM178 207V206H177ZM153 208V207H152ZM172 208V207H171ZM171 208H170V210H171ZM176 208V207H175ZM185 208V207H184ZM187 208V207H186ZM208 208V207H207ZM213 208V209H212ZM219 208H221V207H218V209ZM2 209V208H1ZM121 209V208H120ZM120 209H118L119 210V212H121L120 211ZM124 209V208H123ZM134 209V208H133ZM178 210H179V208H177ZM222 209V208H221ZM250 210L249 211V213H251V215L250 214H247L246 215V213H248L247 212V210ZM168 210V209H167ZM169 210V211H170ZM173 210V209H172ZM176 210V209H175ZM183 210V209H182ZM217 209H215V211H216ZM223 211H224V209H222ZM79 211V210H78ZM124 211V210H123ZM160 211V210H159ZM181 211V210H180ZM215 211H214V213H213V217H214V214H215ZM76 212V211H75ZM118 212V211H117ZM166 212V211H165ZM173 213H177V211H172ZM122 213V212H121ZM173 213H172V215H171V217L173 216ZM181 213V212H180ZM199 213V212H198ZM210 213V214H209ZM117 214V213H116ZM160 214V213H159ZM171 214V213H170ZM178 214V213H177ZM183 214V213H182ZM218 214V215H219ZM83 215V214H82ZM216 215V214H215ZM250 215V216H249ZM135 216H137V217H139L138 215H135ZM175 217H176V214L174 215ZM174 216L170 219V215H169V219L170 220H172L173 218H174ZM220 215H219V217H221ZM249 216V217H248ZM160 217V216H159ZM163 217V216H162ZM212 217V216H211ZM215 217H217V216H215ZM218 217V218H219ZM57 218V222H56V227H57V233L59 232L60 233V235H62V237H60V235H59V233H58V235H59V237L60 238H62V240H66V243H65V245L67 244H69V243H78L79 244V240L82 238V236H83V233L77 228V226H75L74 224H70V225H68L67 226V228L66 229H64L63 228V226L64 225H62L61 224V219H62V214H59V216H57L56 217ZM115 218V217H114ZM118 218V217H117ZM122 218V217H121ZM183 218H180V222H184L185 223V221L183 220V221H181V219H183ZM193 219V220H192ZM212 219V218H211ZM216 219V218H215ZM221 219V218H220ZM220 219H218V220H216V222L217 221H219ZM112 220V219H111ZM115 220V219H114ZM203 220H202V222H203ZM222 220V219H221ZM117 221V220H116ZM194 222V224H193V222ZM212 221H214L215 222V220H214V218H213V220ZM211 221V223H213ZM137 222V221H136ZM170 222H172V221H170ZM191 222H192V226H191ZM201 222V223H202ZM118 223H120V222H118ZM130 223V222H129ZM134 223V222H133ZM196 223V224H195ZM218 223V222H217ZM217 223H215L216 225H217ZM66 224V223H65ZM146 224V223H145ZM151 224V223H150ZM173 224V223H172ZM214 224V223H213ZM250 224H251V226H252V224L256 227H250ZM120 225H121V223H120ZM137 225V224H136ZM154 225V224H153ZM209 225V224H208ZM118 226V225H117ZM131 226H133V225H131ZM145 226V225H144ZM157 226V225H156ZM179 226V227H180ZM218 226V227H219ZM155 227V226H154ZM172 227V226H171ZM179 227H177V229L179 228ZM192 228L191 230H192V233L194 232V233H196V234H191V230L190 229H188V228ZM197 227V228H196ZM214 227L216 228V226L214 225ZM212 228L213 230L215 229V228ZM121 228V227H120ZM184 228H181L180 227V229H182V230H184ZM222 228V229H223ZM252 229V233H251V229ZM176 229V228H175ZM193 229H194V231H193ZM224 229V230H225ZM123 230V229H122ZM147 230V229H146ZM173 230V229H172ZM182 230H178V231H182ZM188 230V231H187ZM197 230H201V232L200 233H198L197 232ZM204 232H203V231ZM216 230V229H215ZM215 230H214V234H215V236L213 235V237H216V236H220L221 234L220 233H215ZM257 231V232H255V231ZM177 231V230H176ZM216 231H218V230H216ZM218 231V232H219ZM152 232V231H151ZM156 232V231H155ZM206 232V233H205ZM211 232V231H210ZM133 233V232H132ZM186 233V234H185ZM197 233L199 234V235H197ZM204 233V234H203ZM114 234V233H113ZM139 234V233H138ZM173 234V233H172ZM176 234H177V232H176ZM179 234V233H178ZM177 234V235H178ZM180 234H181V232H180ZM179 234V235H180ZM238 234H241V236L243 237L242 238V240H245V239H248L249 240V242L251 243V245L252 246H249L248 245V241L247 240H245V242L247 241L248 243H247V245H246V243L244 242V244L242 243V242H240L241 240H239L238 238H237V235ZM123 235V234H122ZM144 235V234H143ZM209 235H211V234H209ZM113 236V235H112ZM136 236V235H135ZM162 236V235H161ZM182 235H180V237H181ZM201 236H203L202 238H200ZM57 238V243L58 244H61V239L60 238ZM63 237H66L65 239L63 238ZM179 237V238H180ZM210 238H212L211 236H209ZM208 237V238H209ZM141 238V237H140ZM144 238V237H143ZM183 237H181V240H183L182 239ZM217 238V237H216ZM220 238V237H219ZM219 238H217V239H219ZM222 238V237H221ZM221 238H220V240H221ZM237 238V240H235ZM240 238V237H239ZM164 239V238H163ZM213 239V238H212ZM69 240V243L67 242ZM140 240V239H139ZM138 240V241H139ZM145 240V239H144ZM210 240V239H209ZM222 240H226V239H222ZM229 240H228V242H229ZM64 241H62L63 243L62 244H64ZM137 241V240H136ZM161 241V240H160ZM214 241H216L215 239H214ZM55 242V243H56ZM184 242V241H183ZM213 242V241H212ZM220 242V241H219ZM221 242H223V241H221ZM225 242V241H224ZM238 242H240V243H238ZM56 243V244H57ZM180 243V242H179ZM211 243V242H210ZM9 244V243H8ZM55 244V245H56ZM123 244V243H122ZM128 244V243H127ZM141 244V243H140ZM184 244V243H183ZM65 245H64V247L62 246V248H59L60 247V245H59V247H56L55 248V250L58 252V254H60L61 252H62V249H64L65 248ZM75 245H77V244H75ZM74 245V246H75ZM137 245V244H136ZM138 245H139V242H138ZM144 245V244H143ZM209 245V244H208ZM213 245V244H212ZM217 245V244H216ZM58 246V245H57ZM71 246V245H70ZM73 246V245H72ZM160 246H162V245H160ZM170 246V245H169ZM182 246V245H181ZM203 246V248L201 249V247ZM217 246H219V245H217ZM223 246V245H222ZM247 246H249V247H247ZM66 247H68V246H66ZM77 247H79V246H77ZM127 247V246H126ZM157 247V246H156ZM211 247V246H210ZM225 247H222V248H225ZM69 248V247H68ZM73 249H74V247H72ZM71 248V249H72ZM129 248V247H128ZM134 248V247H133ZM209 248V247H208ZM218 248V247H217ZM216 248V249H217ZM72 249V250H73ZM77 249V248H76ZM79 249V248H78ZM150 249H152V248H150ZM154 249H157V248H154ZM212 248H210V250H211ZM213 249H215L214 247H213ZM115 250V249H114ZM186 250V249H185ZM201 250L202 251H204L203 253H201L200 254V252H201ZM209 250V252H211ZM61 251V252H60ZM69 251H70V249H69ZM119 251V250H118ZM122 251V250H121ZM126 251V250H125ZM170 251V250H169ZM218 251V250H217ZM220 252H221V250H219ZM219 251H218V253H219ZM222 251H224V250H222ZM116 252V251H115ZM207 252V251H206ZM225 252V251H224ZM128 253V252H127ZM184 253H186V252H184ZM213 253H215L214 252V250H213ZM217 253V252H216ZM223 253V252H222ZM226 254H227V252H225ZM188 254V253H187ZM186 254V255H187ZM209 254V253H208ZM60 255H62V253L60 254ZM129 255V254H128ZM136 255V254H135ZM155 255V254H154ZM207 255V254H206ZM206 255H205V257H206ZM214 255V254H213ZM217 255V254H216ZM221 255V254H220ZM223 255V254H222ZM223 255V256H224ZM12 256V255H11ZM104 256H105V254H104ZM187 256H189V255H187ZM211 256H212V254H211ZM219 256V255H218ZM7 257V256H6ZM70 257H72V256H67V257H59V260H58V262L56 261L55 263L56 264H58L59 262H60V260H64V259H66V260H68L67 258H69L70 259ZM82 257V256H81ZM156 257V256H155ZM220 258H222L221 256H219ZM127 258V257H126ZM207 258V257H206ZM209 258V257H208ZM208 258H207V260H208ZM214 257L212 256L210 259L212 260ZM218 258V257H217ZM122 259V258H121ZM143 259V258H142ZM171 259V258H170ZM205 259V258H204ZM203 259V257H201L200 258V260L199 261H202V260H204ZM216 259V258H215ZM226 259V258H225ZM125 260V259H124ZM124 260H123V262H124ZM129 260V259H128ZM160 260V259H159ZM189 261V262H192V261ZM206 260V261H207ZM70 261V260H69ZM147 261V260H146ZM173 261V260H172ZM178 261V260H177ZM205 261V260H204ZM204 261H202V262H199V264H203V262ZM213 261V260H212ZM219 261V260H218ZM222 261H224V259L222 260ZM226 261V260H225ZM139 262V261H138ZM175 262V261H174ZM188 262V264H190ZM208 262V261H207ZM207 262H205L206 264H207ZM132 263V262H131ZM145 263V262H144ZM196 263H194V264H196ZM217 263V262H216ZM219 263V262H218ZM224 263V262H223ZM124 264V263H123ZM128 264V263H127ZM193 264V263H192ZM208 264H210V262L208 263ZM212 264V263H211ZM214 264V263H213Z\"/></svg>","mask_w":264,"mask_h":264}]
</instances>
